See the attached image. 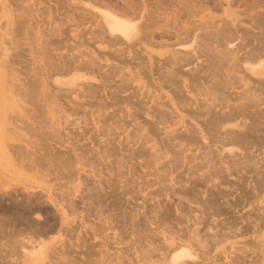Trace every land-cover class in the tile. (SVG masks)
<instances>
[{"label": "rangeland", "instance_id": "374dc122", "mask_svg": "<svg viewBox=\"0 0 264 264\" xmlns=\"http://www.w3.org/2000/svg\"><path fill=\"white\" fill-rule=\"evenodd\" d=\"M57 1H58V3H57ZM59 1L60 0H41V2L38 1V0H9V1L8 0H4V1L0 0V8L2 7L0 9V18H1L0 29L2 28L1 24H3V28H4L3 30H0V46H1L2 43H4L3 41H6L8 43L11 42L10 43L11 46L8 43H5L4 46H6L8 44L11 48L13 46L18 48L16 50V48L13 47L10 50L9 49L10 47L7 46V48L9 49L8 52L13 51L12 53H10L11 55L8 54V57H9L8 58V57H4V54H2L3 53V48H2L3 45L0 47V54L3 55L0 58L4 57L3 59H0L1 62L4 63V64H2L0 62L2 64V65H0V67L2 66L0 68V70L5 72L4 76H6V77H3V80L0 81V85H1L0 86L1 87L0 88V111H1L0 112V132H1L0 133L1 134V136H0V147H1L0 151L2 152V153L0 152V264H17L18 260H21V258H22V257H19L20 256L19 254H21L20 252H22V247H19V246L25 244L24 242L25 241L27 242V240H29V239H31L32 242H34V244L37 245L38 248H42V249H45V250L47 249L46 250L47 252L49 250H52V248L55 247V249H53L55 251V254H54L53 250H52V252H53L54 255H56V256H54V255L53 256L55 258L57 257V261L58 262L55 261V258L53 256L51 258L52 252H50L51 255L48 252L49 257L51 258V260H47V262L49 261L50 264H56V263H58V264H90L89 260H91V259L93 260L95 258L100 259L101 256H102L101 255L102 253L103 254L107 253V255L109 256L108 259L105 258L106 264L109 261V259H110L109 264L111 262H112L111 264H117V263L118 264H134V262L136 260L138 261V262L136 261L137 264H144L143 261H145V264H147V263L148 264L149 263L153 264L151 259L156 261V262L154 261L155 264H165L164 259L162 257L163 256L162 252L165 253L166 250H167V248H165V247H167V245L165 246V244H167V241L165 239L169 238V236L171 238V236L172 235L174 236V234H176V233H177L176 235H178V233L180 234L181 232L186 230L188 228L187 226H189V225L191 227V225L194 224L193 223L194 221L191 220V218H193L194 215H195V213L192 212L194 210H195V212H196V214L198 216L200 215V217H199L200 219H199V221H197V223L200 222V221H201V223H198L196 228L200 229V237L202 239H203V237H202L203 235H206V234H209L210 232L211 233L213 232L212 230H209V227L210 226L216 227V225H214V224H217V223L219 224L217 226V229H215V228L214 229L215 230H219L220 233L222 232L221 231L222 229L220 230V227L224 228L226 226H230L231 225V227H227V229L224 228V229H226V231L223 229L224 230L223 232H225V235H223L224 233H221V234L219 233L221 235V238L218 239L220 241V243H215V245H212L213 244L212 242H211L212 244L210 243V245H212V247L209 246V247H211L209 256H211V255H212L211 257L215 256L216 259L212 258V260L213 259L214 260H218V262H216L217 264H222V263L223 264H225V263L229 264V260L225 259V257H226V255H228L227 252H230V251H233V256L237 255L236 257L237 258L239 257L238 260H240L239 261L240 263L242 262L243 259L247 258L246 260H243V263H241V264H245L246 263L245 261H248L249 259H250V262L248 261L247 264H250L251 261L255 262V260H257V261L255 263L253 262L254 264H264V244H263L264 243V236L262 238L263 242L261 243L259 241L261 243V244H259L258 240H261V239L256 238L258 234L253 233L254 231H251V230H255L254 226H252L254 224L255 220H256L255 218H257V217L259 218V216H260V219H261V211H258V209H260V206H264V205H261L262 202H264V201H262V200H264V180H263L264 177H262L263 179L261 178V176L264 175V173L262 174V172H264V170H262V168L264 169V166H263L264 165L263 164L264 163L263 162L264 159L261 160L262 157L264 158V154H261V151L262 152L264 151V146H263L264 143L260 142L261 141L260 138L263 137L262 134L264 133V127H262L261 130H260V128L257 129V132L259 130L260 131L258 133L256 132V134H259V133L261 134L260 136H258V138H257V135H254L255 134L254 131H256V130L253 131L254 134L252 133L253 134V136H252V134L250 133V129L249 128L247 129V130H249V132L246 129H242V130L239 131V129L235 128L236 129L235 133L237 132L238 135H240L243 138L244 137H246L247 139L249 138V140L246 139L248 142H250L249 144H247V142L246 143L245 142H243V143L239 142V144L241 143V145H239V146H238V144L237 145L234 144L235 147L237 146L239 148V149H234L236 151L235 152L236 155L241 157V158H238L239 160H237V162L239 163V161H240V163H241L240 165H242V163L243 164L245 163V165H242V166H246L247 169L245 167L240 166V169L242 168V170H240L238 172L239 174L236 173L237 172L236 171V172H234L235 175L233 174V176H231V177H229L226 174V172L221 171V173L223 172L224 174L222 173L223 174L222 175L221 173H218V176L216 174L215 177L217 179L214 182V184L215 183H217V184H215V185L213 184L212 185L213 181H210L209 183L204 181V183H203V181L200 180L201 181L200 182L198 178H200V179H202V178L200 176L198 177L199 173H197V175L196 174L194 175L195 171H193V173L192 172H188L189 169H188L187 165H184L182 160H180L181 158H179V156L182 153L181 151H180V155H179V154H177L176 150L174 149L175 152H176L177 158L175 157L176 155L173 153L174 150L169 149L170 153L167 156V158H163L162 157V159H159V160L155 159L156 156H158L157 158H159V157H161L162 154H164L163 152L165 150V145L167 146L168 142H169V141H167L165 139V138L168 137L167 135L171 136L172 134H175V133L167 134V132L164 129L165 125H163V123L162 124H158L160 122V116L158 117L157 114H156V116H154L156 112L154 113V110H152L153 108L154 109L156 108L157 110H160V111H161V109L163 110L164 109V104L163 103H165V108L167 110L166 109H164V110H166V112L165 111L160 112V111H157L155 109L157 111V113L160 112L159 115L162 114L161 116H163V117L161 119H163V118H165V119L168 118L169 119V117H173V118L177 117L176 116L177 112H176L175 108L171 105L170 101L168 100V97H166V96H170V97L173 98V100H175L176 105L181 102V104H180L181 106L177 105V107H179V109L185 115H187L186 116V118H187L186 122L188 121V122H190L189 124L193 125L194 121H192L190 119V117H192L194 114H193V112L191 113L189 111H192L193 108H195V106H197V105L199 106L202 103V102H199V99L201 100L203 98L204 101H205V98L209 97V94L206 95L205 92L208 90V87L210 88V86L208 84L211 83V80H212L211 77L212 78L214 77L213 79H215L216 76H213V75L217 74L216 71L220 72V70H221V69L218 70L219 65H217L218 64L217 61H219V59L222 60L221 57L223 55L221 53L225 54L224 56H227L228 53H229V55H228L229 61H227V63H229L228 65H230V66L227 67L226 66L227 63L225 61L224 62H225V66L226 67H223L224 65L220 64V65H222V67L221 66L220 67L223 68L222 72L224 70V72L226 73L225 76L229 77L230 75L228 74V72L229 71L232 72V70L235 71L234 69H236V71H235V73L237 72L236 76H235V74H233L234 72L233 73L229 72L231 74V77L235 76L233 78V80L235 78L238 79V78H240V77H242L244 75L247 76V77L245 76L246 79H249L250 77H249V75L247 74L246 70L243 67L244 62H245V59L243 60V57H246L248 55L249 51L255 49V47H257V45H258V42L262 39V38H260L261 36L259 38H257L258 36H256V38H255V34H256V32H258L259 34H260V32H264L263 31L264 28L260 25L261 28H263V29H261L260 26H259L260 23L264 24V23H262V21H264L263 20L264 19V17H263L264 15L261 16V14H263V12H264V11H261V10H264L263 7H262V5H264L262 3L264 0L263 1L262 0H257V4L260 1H261L260 3L262 4V5L258 4L257 6H256V3H255L256 0H254L255 2H253L255 5L253 3L251 4L252 0H243L245 4L243 3L242 5H240V3H242L240 1H242V0H238L240 2V3L238 2L239 4L238 3L236 4L235 1H233V0H230V2H232L233 4L232 3L226 4L222 0H219V1H221V3H219L218 0H209L210 2L207 1L208 2L207 5H208V9H209L210 12L208 11V9H206L207 7L205 5H203L204 2H205L203 0V3L197 2V4L199 3V5H201V6H200L199 9H196V10L199 11L201 9V11L203 10L204 13L203 12H201V13H199V12H195L194 13L193 12L194 14L197 15L198 19L195 18L196 15H194V14H193V16L192 15L191 16H187L188 15L187 14V15H185V19H184V14L187 12L186 9H184L183 10L184 13L182 12V14H181V15H183V17L181 16V18L178 19L181 22L180 21H177V22L181 23V25L183 24L182 26H185V27L187 26V28L189 30H192L191 27L194 25L193 26L194 30L197 29L196 32L197 33L199 32L198 33L199 34V38H201L204 35L206 36V37L204 36L205 38L202 37L203 39H206V41L201 38L203 40V42L205 41V42L209 43L211 41L210 44L211 45L213 44V45L212 46L209 45V44H207V45H209V47L211 46L210 48H211L212 51H211V53L207 52L208 56L206 54L205 55L207 56V58L210 55V57H211V58L209 57L210 60H212V58H213L212 56H214L216 62H214L215 60L213 58L212 63L209 64L211 61L207 60V61H210V62H207V61H205L206 59L202 60L203 59L202 57H205V55L201 56L199 61H198V63L203 65V66L201 65L202 68H203V71L201 70L202 68L201 69H200V67L198 68L200 71H202L201 73H198L200 71L197 72V71L193 70V69L197 68V66L194 67V65H193V69H192V64L189 65V66H185L184 68L181 67V66H179V67L177 66L175 68H177L178 70H179V68H181V69L183 68L182 69L183 71L182 70H179V71L177 70V72H179V73L175 72L176 75L177 74H179V76L181 75L180 77L178 76L179 78L177 77V79H176V75H173V76H175V78L174 77H168L167 76L168 73H166V71H165V70L171 69V68H167V67H170L168 64L173 62V60H172L173 57H172V55H170L171 53H168L169 49L170 48L171 49H173V48L174 49L181 48L182 51H184L185 48L181 47V44H189L190 41L188 42V40H189L188 38L191 37L193 33L192 34H190V33L188 34V36L191 35V36H189L187 38L188 40L185 39L186 38V34L185 35L183 34V36L180 37L181 38L180 41L182 43H178L177 42L176 45L173 44V46H170V45H172L171 43H173V39H175L174 41L176 43V41H177L176 39H178L179 37H177L176 34L173 31H171V34L173 36L175 34L174 38H173V36L170 33L166 32V30L168 31V29L166 27H164L163 25H161L163 22L160 23V19L161 20H163V19L158 16V18H159V20L157 18V20L159 21V23L157 21L158 25L155 22H153L154 23L153 25L156 24L158 29L155 26L153 27L152 25H150V26L148 25L149 30L148 31L146 30V34L145 35L149 39L151 38L150 40L149 39L145 40L144 38H146V37L144 35V38H142L143 42H138L139 44L137 43L133 47L132 46L129 47L127 42H124V43H119V44H114V45L113 44L112 45L106 44L107 48L102 49L101 47L98 46V43H100L99 40H98L99 38L97 37L98 38V39H96L97 41L95 40V37L99 34V32H98V26L96 24V21H95V19H92L91 13L89 14L87 12L88 13L87 14L86 10H83L84 13H86L87 15L91 16V18L88 17V16L87 17L92 19V20H94L93 23H95V24H93V23L91 24L90 22H92V21H87V20H90V19L86 18L85 19L86 21H83L82 25L81 24L73 25V23H74V19L72 18L73 16L72 15L67 16L68 18H70V19H68V18H66L65 14H64L66 8H67V10L68 9L70 10V8H72L73 6H74L73 8H75V9L78 8V7H83V9H87V11H91L92 12V9L89 6H87V3H91L93 5H99V3L101 1L99 0V2L97 3L94 0H68V3H67L66 2L67 0H65V1L61 0V2H62L61 4L62 5L64 4L66 6V4L67 5L69 4V7L68 6L67 7L62 6L59 3ZM102 1H104V0H102ZM105 1H109V0H105ZM138 1L136 0V2H138ZM191 1L192 0H189V3ZM197 1H199V0H197ZM216 1H218V2H216ZM5 2H6V4H5ZM64 2H66V3H64ZM69 2L73 6L70 5ZM192 2L195 4L196 1L193 0ZM207 2H205V4ZM236 2H237V0H236ZM248 2H249V4L254 5V6H250V5L246 4ZM38 3L39 4L41 3V4L39 5ZM222 3H224V5ZM155 5H156L155 3H153L151 5L152 9L155 8ZM199 5L196 6V4H195L196 8ZM209 5H210V8H209ZM212 5H213V7H212ZM221 5H223V6H221ZM202 6H204L203 9H202ZM57 8H59V9H57ZM61 8H62V10H61ZM3 9L5 10L6 13L4 12ZM80 9L82 10V8H79V9H76V11L72 10L70 12H71V14H75V18H77V16L80 17V15H78L79 14L78 12L80 11ZM204 9H206V10H204ZM40 10H41L42 13L40 12ZM60 10L61 11L64 10L63 13L60 12ZM67 10H66L65 13L66 14H70V12H68ZM77 10H79V11L77 12ZM196 10H194V11H196ZM57 11H59V12H57ZM73 11H75L77 13H74ZM168 11H169V9H168ZM211 11H212V13H211ZM15 12H16V14H15ZM4 13H5V15H4ZM61 13L64 16H62ZM254 14L255 15L259 14L260 17L259 18H258V16H254L253 17ZM22 15H24V17H27V18H25V20H22V19H24V18H22L23 17ZM249 15H252V16L250 17ZM51 16L52 17L55 16V18L56 17L57 18L56 19L50 18ZM208 16H209L210 20L207 18ZM190 17L191 18L193 17L192 18V19H194L193 23L196 21L195 24H193V23L189 24V22L192 21V19ZM252 17H253V21L252 20L250 21V19H252ZM261 17H262V19H260ZM60 18H62V19H60ZM186 18H188L189 21ZM247 18H250V19H247ZM254 18L257 19L259 24L255 21ZM20 19H21V22H20ZM199 19L200 20H208V21H205V22H208V23L211 22L210 23L211 25L213 23L211 20L214 19V23L217 25L215 27H214L215 24L212 25L214 27V29L216 30V27H220V26H221L220 28L226 27L225 29L228 30V31L230 30V31L229 32L228 31L227 32L224 31V32L226 34H229L228 36L233 38L234 40H232L229 37H225V35L222 33L223 32L222 31L223 28H222V30H220V32H218L219 28L216 31L214 29L211 30L213 27L209 26L208 28H206L205 26L208 23L207 24L203 23L204 24V26H203V24H202L203 21L201 22V21H199ZM239 19H241V20L244 19V20L241 22V20H239ZM258 19L261 20V22ZM17 20L21 24L17 23L18 22ZM53 20H55V21L52 24ZM67 20H68V23H67ZM182 20H184V22H182ZM215 20H218V22L215 21ZM24 21L27 22V23H25ZM71 21H73L72 25H70ZM222 21H224V22H222ZM22 22H24V23H22ZM49 22H51V24H49ZM84 22L86 23L85 25H83ZM149 22H150L149 24H151V21H149ZM198 22H199V24H198ZM228 22H230V23H228ZM238 22L240 24V27H239V24H237ZM253 22L258 24V27ZM59 23H61L60 25L63 26V28L65 30H63L62 28L61 29L58 28L60 26ZM75 23H76V21H75ZM196 23H197L198 26L196 25ZM222 23H225V25H227L228 27L225 26ZM250 23H252L254 25H252ZM25 25H28V26H25ZM235 25H237L238 28H237V26L235 27ZM51 26L54 29V31L51 28ZM182 26H180V27L178 26V27L181 28ZM196 26L198 28H196ZM202 26H203V28L205 27L206 30H210V33H212L211 31H213L215 33L217 32L216 34H218V33H220L221 35L223 34L222 36L225 37V38L222 39L221 38L222 36L220 37L219 35L217 36V35H214L213 33H212V36L209 35V37H213V35H214L215 40L212 39V38H208L207 36L210 33H208L206 31L207 32V34H206V32H204L205 29L203 30ZM243 26H245L244 29L242 28ZM252 26H253V28H251ZM254 26L256 28H254ZM13 27H14V29H12ZM55 27H57V29H58L57 31H55L56 30ZM152 27L154 28V30L155 29H157V30L154 31L152 29ZM200 27H201V29L203 31L200 29ZM50 28L52 30H50ZM81 28L82 29L84 28L85 31H86V29H89L88 31L89 32L93 31V34H96L98 32L97 35H95V37L92 34V36L94 38L93 41L94 42L96 41L95 44H91V43H94V42L92 41V37H90L91 34H89L88 31H87V34L85 33L87 36L83 35L82 34L83 32L80 33ZM161 28H163V29H161ZM227 28H229V29H227ZM250 28H251V30L249 31L248 29H250ZM257 29L258 30L261 29V31L259 32ZM5 30H6V32L8 30L7 34L10 32L9 33L10 35L8 34L9 36L6 34ZM13 30H15V31L11 32ZM41 30H42V32H40ZM231 30L233 32H231ZM253 30H254L255 34L253 33ZM52 31L56 32L57 34L54 33V36H53ZM61 31H64L65 37L61 38L62 34L64 36V33L63 32L61 33ZM95 31H97V32L95 33ZM241 31L242 32L243 31L247 32V33L243 32L244 35H246V34L248 35V36H246V40L241 37V36H244V35H242ZM248 31H249V33L250 32L251 33L248 34ZM16 32H17V34H14ZM147 32H150V33H147ZM202 32H204L205 34L202 33ZM78 33L82 34L81 35L82 37ZM151 33H152V35H151ZM159 33H161L164 36H162ZM201 33L204 34V35L200 36ZM55 34L58 35V36H56ZM13 35H14V37H13ZM74 35H76V37ZM252 35L254 37H251ZM260 35H262V34H260ZM38 36H40V40H38L39 39ZM171 36H172L173 39L171 38ZM184 36H185V38H184ZM232 36H234V37H232ZM235 36H237V38ZM78 37H80V38H78ZM84 37H86V38L84 39ZM88 37H89V39H88ZM165 37H166V39H167V37H169L168 41L166 39H164ZM217 37H220V38L216 39ZM240 37H241V39H240ZM262 37L264 38L263 35H262ZM170 38H171V40H170ZM182 38L184 40H186V42L185 41L183 42ZM15 39H18L19 41L15 40ZM78 39H79V43L77 42ZM86 39L88 40V43H87ZM208 39H210L209 42L207 41ZM74 40L79 45L76 44ZM151 40H153V41H151ZM16 41H18L17 42L18 45H15ZM163 41H164V43H163ZM38 42L40 44L41 43L42 44L40 45ZM89 42H90V44H89ZM167 42H169L168 46L166 44ZM216 42H217V44H216ZM238 42H241V43H238ZM248 42H249V44H248ZM235 43H236V45H235ZM253 43H255L257 45L253 46ZM87 44L91 45L90 48H89V45L87 46ZM215 44L217 46H215ZM237 44H239L238 48H240L241 44H242V46L244 44L245 45L248 44V46L246 45L247 47L246 46L242 47L244 49L241 48V50L239 51L238 48H236ZM250 44H252V45H250ZM74 45H76V47H78V48H75ZM126 46H127V50L125 48H123V47H126ZM72 47H74V48H72ZM115 47H116L117 50L123 48V50L125 49L126 51L124 50L122 52L121 50H119V52H121V54H118V51H115L116 50ZM128 47L132 51L134 49H137V50H135L134 52H132V51L129 52ZM214 47H215V50L213 49ZM230 47H231V50L234 51V53H233V51L231 52ZM79 49H80V51H79ZM93 49H94V51H93ZM146 49L153 50L154 51L153 55L156 58L153 57L152 60H150L148 54L146 53ZM226 49L227 50L229 49L230 51L228 50L229 52L227 53ZM247 49H249V51ZM257 49L258 48H256V50ZM89 50H90L91 54L87 52ZM109 50H111L112 52L110 53ZM245 50H246V52H245ZM105 51H106L107 54L105 53ZM165 51H168L164 55V56H166L165 57L166 59L163 58V57H160V56H158L156 54L157 52H165ZM179 51L181 52V50H179ZM220 51H221V53H220ZM99 52H100V54L103 52V55H100ZM242 52L243 53L245 52V56H239L238 58H235V56H236L235 53H237V56H238V55H242L243 54ZM14 53L16 54L15 57H14V55H15ZM65 53L66 54H70V55L69 56L67 55V58H66V56H63V55H66ZM108 53H110V54H108ZM122 53L126 54V55L124 54L125 57L122 55ZM135 53H136V57L134 56ZM219 53L222 55L221 57L219 56ZM230 53L232 54L231 56H230ZM12 54H13V58H12ZM84 54H86V55H84ZM97 54H98L99 57H97ZM111 54H114V56H112ZM116 54L120 55V57L116 56ZM137 54L144 55L145 59L144 58L142 59L141 56L139 55L141 59L138 58L139 60H137ZM215 54H216V57H215ZM56 55L58 57L60 56L59 58L62 57L61 58L62 60H64V58H65V60L67 59V61H71L70 60L71 56H75V57L79 56L80 60H81V58H82V60L86 59L85 61L81 60L83 64H87V66L89 67V61H90V64L94 63V65H90V69L91 70L89 68H84L81 71L73 70L70 73L66 72L65 74L64 73L62 74L61 73L62 72V70H61L62 67L63 66L64 67H66V66L68 67L69 65H68V63L66 61L63 62L58 57H55ZM121 55H122V57H121ZM38 56H39L40 59L38 58ZM42 56H46V57H43L42 60H41ZM90 56H93V59H91L92 57H90ZM133 56H134L133 59L137 60V61L136 60H134V61H136L138 63H136V62L134 63V61L131 62V63H127L128 60L129 61L133 60V59H131ZM34 57L38 58V60L41 61L40 62L41 65H40L39 61H38V63H36L37 61H36V59H33ZM48 57L52 58L54 63L59 59L60 62H62L64 64L66 62V65L63 64V66H62V63H60V68H57L58 69V72H57L56 68L54 69L52 67V66H54L53 65L54 63L52 62V59L50 60V58H48ZM54 57H55V59H57V58L58 59L54 60ZM89 57H90V59H89ZM168 57H171V59H169ZM5 58L6 59L7 58L8 59L12 58L11 59V64H13V65L12 66L8 65V70L6 68H5L6 69L5 70L4 66H3V65L6 64L5 63L6 61L4 60ZM47 58H48V60H50L49 61L50 63L48 61H47V63H45V60ZM125 58H126V60H124ZM8 59H7V61L10 64V61ZM155 59H156V62H158V63L155 62L156 64L153 63ZM235 59L239 60L238 61L239 63L237 62L238 63L237 68L236 67H234V68L231 67L233 65L236 66L235 64H237V63H234V62L232 63L231 62V61H236ZM14 60H15V62H14ZM87 60H89V61H87ZM92 60H94V62ZM119 60H121V62ZM141 60L146 61L148 63V65H145L146 63L142 62ZM34 61H35V64H33ZM58 61L55 63V66L57 64H59ZM201 61L202 62L204 61L205 64H204V62L202 63ZM102 62L105 63V66L103 65ZM44 63L46 65L48 63L52 64V65L48 64L49 66H51V69H52V70H49V71H53V70H55V71L53 73L51 72V74H50V72L45 69V68H48V65L46 67ZM143 63H144L145 66L143 65ZM220 63H222V61ZM36 64L37 65L39 64L40 66H42V68L39 66L41 68L40 69ZM97 64L98 65L100 64L101 67L98 66ZM111 64H113V67H112ZM141 64H142V67H144L145 69L141 68L142 69L141 70L139 68V67H141L140 66ZM153 64H155V65H153ZM162 64L166 67L165 70L161 67ZM206 64H208V66L211 65L210 66L211 68L209 67L208 71L206 70L208 68V66ZM102 65H103V67H102ZM114 65L116 67L119 65V68H115V70L112 69V68L115 67ZM157 65H160V66H157ZM204 65H205V67L207 66V68H204ZM213 65H215V66H213ZM216 65L218 67H216ZM32 66L33 67L35 66L34 67V69H35L34 71H36V68L38 67L39 68V69L37 68L38 72L41 71V73H42L43 71H45V72H47L49 74L45 73V75H46V77L44 76L45 79H44V77H42V75H44V72L42 73V75H40L41 73L38 74V72H35L34 74L36 75V73H37V75L33 76L32 74H33L34 71L32 69ZM91 66H93V67H91ZM153 66H155V67H153ZM11 67H13L15 70L13 68H11ZM57 67H59V65ZM64 67H63V70L67 69V68H64ZM158 67H161L162 69L159 70L160 68L158 69ZM229 67H231L232 70H229L228 69ZM10 68L12 69L13 72H15L14 74L12 72L13 75L10 74L11 73ZM224 68H226V69H224ZM43 69H45V70H43ZM93 69H95V70H93ZM116 69H119L121 71L116 70ZM184 69H186V71L188 70V72H190L189 70L191 69V71L194 72L195 77L197 76L196 77L197 79L194 77V75L191 74V72H190V74L188 72L186 73ZM59 70H61V71H59ZM227 70H229V71H227ZM237 70L243 71L242 72L243 74H240L241 72H239ZM7 71H9L10 73L8 74ZM95 71H97V72H95ZM103 71H104V74L105 73L107 74V76L110 75L109 78L106 77L105 75H102ZM113 71L117 72V73H114ZM118 71H119V73H118ZM122 71H124V72H122ZM158 71H161V72L163 71V74L158 72ZM214 71H215V74L214 73L212 74V72H214ZM108 72L109 73L113 72L114 75H113V73L109 74ZM183 72L186 73V74H182ZM222 72H220L221 74L218 73L220 76H217L218 77L217 80H220V78H221L220 81L225 83L227 81L228 77L223 78L222 74L224 72L223 73ZM7 74L9 76L12 75L13 77L11 76L10 78H7ZM75 74H85L89 78L90 77H96L97 80L96 79L93 80V81L91 80V81H89V84L86 83L81 88L75 87V88H72L71 90H67V88H69L67 84L64 85V86H61V88H59V86H57L55 84L54 80L56 78H62V79L68 78L69 79V78L72 77V75H75ZM239 74L242 75V76H240ZM39 75L42 77L41 79H43V80H40L38 78V79H36L37 81L34 82L35 80L32 79V78L33 77H37V76L39 77ZM50 75H52V76H50ZM159 75L161 76V78H163V76H164L166 82L165 81L163 82L162 80H160L161 78L157 79V77H160ZM125 76L127 78L135 76L136 81L132 82L130 80H124ZM19 77H20V79H19ZM5 78H7V80L8 79L11 80V82H9L10 84H8V81L4 80ZM13 78H16L19 82L14 80ZM47 78H48V81L50 80V82H48V86L49 87H46L45 85H43V88L45 86L46 89L48 90L47 91L46 89H43L44 91L46 90V93H47V97L46 96H44V97L47 100H48L49 97H51L50 99H53L52 96H54V98H55V95H52V94H56L55 100H56V103H58V102L60 103L61 110L59 108V105H57L55 103L54 99H53L54 102L52 101V103H55L56 104L55 106H54V104L51 105L50 101H48V103L50 102V105L52 106V108L54 106V107H56V109L53 108V110H50L52 108H50L49 104L46 105V102H44L45 99H43L44 97L41 96L42 95L41 93H43L45 95H46V93L43 90H41L42 85H41L40 81H42L44 84H47L46 83L47 82V80H46ZM175 79H176V82L175 81L171 82V80H175ZM224 79H226V80H224ZM20 80H22L24 82H25V80L29 81V83L27 84V82H26V84L30 88L29 90H31V88H32L31 93H30V91L28 90L27 87L24 88L25 87L24 86L25 83L24 84H23V82L21 83ZM230 80H232V79H230ZM32 81L35 84L34 86H33ZM159 81H162V82H159ZM237 81L242 83L240 81V79H238ZM12 82H14V83H12ZM137 82H140L139 85H137ZM15 83H17V84L21 83L20 87L23 88L22 89L23 92H21L22 90H17V92H21L23 95H25L24 93H25V90H26L27 100H29L32 95L33 96L35 94H39L40 95L38 98H36L38 95H35L34 98H31V103H30V101L27 102V100L25 99L26 98L25 96H22V97H25L23 99L26 101V102L24 101L23 105L26 104V107H30L31 106L32 108H34L33 112H31L32 111L31 107L27 109V108L24 107L25 106L24 105L23 107L25 109H23L21 107L23 110L19 113L17 111L19 108H14V106L11 105V103L7 99V97L9 96L8 90H9V88L11 90L15 89V88H12V85H14V87H15V85H17ZM30 83L32 84L31 87H30ZM38 83H39V85H37ZM49 83L52 86L49 85ZM126 83L129 86L128 88L126 87L127 86ZM130 83H131V85H129ZM173 83H175V85L177 84V86H179L178 87L179 89ZM185 83L187 84V88H186V84ZM121 84L125 85V90H124V87H123L124 85L122 86ZM140 84L141 85L143 84V86L141 87ZM235 84L239 85V83H236V82H235ZM243 84H244V82H243ZM87 85H88V87L90 85L89 88H91V89H87L86 88ZM94 85L96 86V89L94 88ZM145 85H147L146 87L148 89H144ZM241 85H239L241 88H239V86H236V90L233 91V92L235 93L236 91L239 92L240 90H242L243 85L242 86ZM252 85L256 86L255 84H252ZM5 86H7L8 88L5 87ZM91 86L93 87V90H92ZM120 86L123 87V88H120ZM171 86H173V88ZM188 86H189L190 89L188 88ZM53 87H55L56 89L53 88ZM161 87H163V89ZM220 87H219V89H222L221 85H220ZM17 88H18V86H17ZM84 88L87 89V90H90V91H86V90H84ZM137 88H139L138 91H137ZM180 88H181L182 91L184 90V92H185V93L182 92V94L181 93L179 94L181 97L179 95H177L179 93L177 90H180ZM203 88H204L205 92L201 91V89H203ZM227 88H228V90L226 89V87H224V90L228 91L229 94L228 93L227 94H228V96L230 98L227 96V94H226V96H227V98L232 99L231 98L232 97L231 94L233 93L232 92L233 88L232 87H227ZM238 88H239V90H238ZM253 88H255V87H253ZM52 89L54 90V93H50V92H53ZM58 90H62L63 95H64V93L68 94V92L71 91L70 92L71 96H70V93H69L68 96L64 95V96H67V97L61 96L62 93H60V91H58ZM81 90L83 91V93H82ZM224 90H223V92L225 93ZM2 91H3V93H2ZM56 91H57V93H56ZM78 91L80 93H82V94L80 95ZM91 91H92L93 94H90ZM198 91L200 93H198ZM221 91L222 90L217 91V94L219 95V98L226 97V96H224L225 94L223 92H222V97H221ZM258 91H260V90H257V92ZM27 92L30 95L32 93H34V92L35 93L30 96V95H27ZM87 92H88V94H87ZM176 92H178V93L176 94ZM58 93H59L60 96L58 95ZM84 93L87 94V96L85 95L86 99L84 97ZM142 93H145L146 97H145V94L142 95ZM162 93H163V95H162ZM197 93L200 95L199 99H198V94ZM2 94H4V95H2ZM149 94L150 95L152 94V95L150 96ZM160 94L164 98H161ZM196 94H197V96H196ZM6 95H7V97H6ZM57 95H58V97H57ZM204 95H206V96L204 97ZM28 96H30L29 99H28ZM71 97L73 99V102L74 101L75 102L78 101V103L76 104L74 102V104H72V100L70 99ZM174 97H175V99H174ZM154 99H156L158 102L160 100L162 104L157 102L158 106L156 107L157 104H155L156 100H154ZM191 99L194 100L193 108H192V104H191L192 103ZM196 99H197V102H196ZM32 100H34V101H32ZM35 100H38V101H35ZM165 100L168 103H166ZM187 100L188 101L190 100L189 104H191V107H190V105L188 103H186ZM233 100H232V103H233ZM40 102L42 104L44 103L43 106L40 104ZM29 103H30V105H29ZM37 103H39V104H37ZM80 103L81 104L83 103V104L81 106H79L78 104H80ZM182 103H184L186 105L188 104L187 106H189L192 109L190 110L189 107H186V105H183ZM234 103H237V101L235 102V100H234ZM31 104L32 105L34 104V105L32 106ZM75 104H76V107H75ZM167 104H169L171 106H169ZM202 104H201V107L203 106ZM35 105H36V108H37L38 105L41 106V107L38 106L39 108L36 109ZM44 105H46V106L44 107ZM72 105H74V106H72ZM145 105H147V106H145ZM154 105H155V107H152ZM8 106L11 108V111L8 108ZM48 106H49V109H48ZM78 106L79 107H83V108H78ZM183 106H184V108H187V109L189 108L188 109L189 111L188 110L187 111L182 110ZM13 108L17 109V110H13ZM57 109L60 110L61 112L59 111V113H57L58 112ZM150 110H152V111L149 114ZM170 110L173 111V112L175 111L176 113H173L175 115H172ZM253 110H255V112H256V109H253ZM253 110H251L252 112L251 111L250 112L253 113ZM15 111L18 112V113H16ZM54 111H55V113H53ZM7 112L10 115L8 119H10V117L12 119L7 120V117H8L7 116L8 115ZM23 112H25V113H23ZM167 112L171 116L167 117V115H166V114H168ZM202 112H203V114L205 113L204 114L205 116H203L202 113H201L202 115L199 113L200 117L199 116L196 117V118L194 116L193 117H194V120L199 125L201 124L202 127H204L202 125V123L203 124L205 123V125H207V127L206 126L205 127L208 130V128H211L212 125L208 124L210 121H208L207 119H210V117H212V116H210L209 114H207L204 111H202ZM19 114H21V115H19ZM24 114H26V116H24ZM62 114H64V116ZM151 114L152 115L154 114V115L152 116ZM190 114H191V116H190ZM67 115H69L70 117L67 116ZM101 115H103V117H101ZM206 115L209 116V117L207 116L208 117L207 119L205 118ZM249 115L247 116V122L249 123V125H251V122L253 123L252 119L255 120V117H253V115L251 116V114H249ZM61 116H63V117H61ZM65 117H68L71 120L68 119L69 120L68 121L66 119L67 121L64 122ZM219 117L220 118H218V119H219V121H221L222 120L221 119L222 116H219ZM249 117H251L252 119H250ZM84 118L87 119V121L83 120ZM156 118H157V121H156ZM73 119H75L76 121H74ZM153 119L156 122H154ZM168 119H166V120H168ZM170 119L168 120V122L170 121ZM199 119L201 120V123H199L200 122ZM211 119H212L211 120V122H212L213 121V117ZM239 119H242V118L240 117ZM239 119H237L236 121L235 120H229V122L227 124L231 125V124H235L237 122H240ZM11 120H15V121H11ZM7 121H9V122H7ZM70 121L73 122L74 124L72 123V125H71ZM85 121H86V123L88 122L87 123L88 125L85 123ZM97 121L98 122L101 121V122L98 123ZM203 121H205V122H203ZM207 121H208V123H207ZM12 122H14V124ZM79 122H81L82 124L79 123ZM188 122H187V125H189ZM15 123L20 124V125L17 124L18 127L19 126H23L21 124H24V126H23L24 128H22L23 129L22 133L23 134H27V137H30L31 140L33 139V142H36V143H33V145H36L35 146L36 149H35L34 146L29 144L30 146H32V150H30L31 148L28 145L29 141H27V144H26L25 142H15L14 143L11 140H8L9 144L11 142V143H13V145L17 144L16 146H18V144L22 143V145L24 144L26 148H28V146H29L28 149L30 151H32V152H30V154L28 153V155L25 156L26 157L25 159H23L24 155H22V154H26L27 153L26 151H28V149H26L25 147L22 148L23 146L20 144L22 147L18 146L17 147L18 151H16V149H15L16 146H14L15 147L14 148V147H12V144H11L10 147L14 148V150L16 152L21 154L20 156H22V157H20L19 155L16 154V152L12 148H9V146L7 147V145H8L7 139L4 140V137L9 139V136L12 134V132H10L11 133L10 135L8 134L9 133L8 131L10 129L8 130L7 128H9V126L11 125L12 128L11 127L10 128L13 129L12 125L15 126ZM84 123H85V125H84ZM154 123H157L159 129L161 128L160 132H159L157 126L155 127ZM59 124H60V126H59ZM75 125L77 127H81V128L83 127V128L82 129L80 128V130H77L78 128H75L76 127ZM97 125H98V127L101 125L102 128L100 126V128L98 130ZM161 125H163V127ZM179 126L180 125H176L174 128H178ZM19 128H21V127H19ZM54 128H56L57 131L59 130L58 132H60V134L57 131H55L56 129H54ZM110 128H111L112 131L110 130ZM5 129H7V130H5ZM52 129L54 130L53 131L54 133L56 132V134H53ZM102 129H103V131H102ZM105 129H107V130H105ZM162 129H164V130L162 131ZM180 129H182L184 131V128H180ZM262 129H263V131H262ZM100 130H101V132H100ZM109 130H110V133H109ZM182 130H178V131H176V133H181V132H183ZM203 130L205 131L204 132L205 134L209 135V130L207 132H206L205 128ZM243 130H245V131H243ZM10 131H12V130H10ZM246 131L248 133H250L251 137L249 136V134ZM4 132H8V133H6V135H4ZM104 132H105V134H104ZM107 132H108V134H107ZM129 132H130V138L127 137L129 135L127 133H129ZM251 132H252V129H251ZM187 133L188 132H186V133L183 132L182 133V136L188 137L187 139L183 138V137H179V138H182V140L186 139V140H183V144L184 145L188 144V145H185V147L190 149L189 151H187L185 153H182V155L183 156L184 155H188L187 157H190L191 153L195 154V153L199 152L198 155L201 154V153L203 154V150H201V149H203V147H205L207 144L203 143V141L199 137H196V135H193V136L196 137V140L192 139L193 138L192 135H190V134L186 135ZM246 133L248 134V136H247ZM7 134L9 136H7ZM126 134H127V136H126ZM107 135H109L110 137H108ZM2 136H3V138H2ZM125 136L128 139H126ZM61 137H63V140L65 141L66 145L69 142V139L67 140V137L70 138V140L72 141V146L69 145V144H71V141L68 144L69 146L68 145L67 146L68 147H73V149H75L74 146H76L77 149L75 151L73 150L74 152H76V155L74 154L73 151H71L72 148L69 151V149L67 147V150L69 151V154H68V151L66 152V149H65L66 145L64 146L63 145L64 143L56 142L57 140L59 142H63V140H61L62 139ZM136 137H138V140H136L137 139ZM189 137L191 139H189ZM209 137H210V135H209ZM148 138H149V141H148ZM197 138L200 139L199 141H201V143L198 141ZM142 139L145 141V144H144L145 147L147 145H148L147 148H149L150 145H152V147L149 148L150 149L149 151L146 150L147 152L144 150L145 148H142V150L140 149L141 152H143V153H141L140 150H138L139 152H136L137 149L140 148V147L138 148V146H139L138 142L141 141L140 142V146L143 145V143H144V141ZM164 139L166 140V142L164 141L165 143L163 142ZM254 139H255V141H254ZM2 140H4V142L7 141L6 142L7 145ZM130 140H132V141H130ZM246 140H244V141H246ZM258 140H260V141H258ZM196 141L199 142L198 145H197ZM135 142H137V143L134 145ZM251 142L254 143L255 145L257 143L258 146L255 147L257 152L255 151L254 147L251 146V144H252ZM38 143H40V144H38ZM54 143H55L56 146H54ZM37 144L40 146V148H39V146ZM194 144L197 145V149L195 148L196 146ZM201 144H203V145H201ZM41 146H43V147H41ZM57 146H59V148H57ZM200 146H202V147H200ZM260 146H261V148L263 150L261 148H259ZM193 147L195 148V150L193 149L194 151H192ZM241 147H243L244 150ZM248 147H249L250 150L253 149L255 151V153H253L250 150H249L250 151L249 152L247 150ZM7 148L8 149H12L9 152L13 151L11 153L14 154V155H17V158H19V159H17V158L15 159L14 155L9 153ZM19 148L20 149L22 148L21 149L22 153L20 152ZM152 148H153V153L151 151ZM166 148H168V147H166ZM199 148H201V149H199ZM209 148L210 147H207V146L205 147L204 154L206 153L205 151H207V152L209 151V155L208 156L211 157V158H209L207 156V154H206L205 155L206 156L205 159L207 160V157H208V159H212V157H213V159L216 158L219 161V158H217V156H216V155H218V153L217 152H212V150H211V148H213V146L210 149ZM23 149L26 150V151L24 150L25 153H23ZM160 149H162V150H160ZM214 149L215 148H213V151H214ZM259 149H260V151H259ZM2 150H4V151H2ZM155 150H157V151H155ZM200 150H201V152H200ZM210 150H211L212 153L210 152ZM244 151H247V154H245ZM258 151H259V155L256 156V154H258ZM4 152H5V155H7V153H8L7 157L4 155ZM55 152H57V153L55 154ZM60 152H62L63 155L62 154L61 155L63 157L58 155V153L60 154ZM70 152H71V156H70ZM238 152H241V154L238 153ZM31 153H34V154L32 155ZM103 153L104 154L106 153L105 156L109 155L110 157L108 156L109 158H107V157L105 158ZM107 153H108V155H107ZM171 153L174 154V157H173V155H171ZM189 153H190V155H189ZM243 153H244V156H242ZM35 154H37V155H35ZM133 154L136 155V156H134ZM142 154H143V156H142ZM224 154L226 155L227 153H224ZM254 154H255L256 157L254 156ZM9 155H12V157L14 158L15 161L13 159H11L12 157L9 156ZM130 155H131V157H130ZM132 155H133V157H132ZM153 155H155V156H153ZM248 155L254 156L256 158V160H255L254 157H251V156L248 157ZM103 156H104V158H103ZM137 156H139V157H137ZM170 156H172L173 158H171ZM199 156H201V155H199ZM260 156H261V159H260ZM27 157H31L29 163H28L29 160L26 161ZM84 157H85V159H84ZM89 157H90L91 160L89 159ZM168 157H170V159ZM228 157L227 158L225 157V159L229 160V161H226L224 159V161L226 162L227 165L230 164L228 162H230V158H231V157H229V158ZM258 157H259V159H258ZM32 158L35 160V162H34V160H32ZM198 158H199L198 162H200L202 159L200 157H198ZM247 158L248 159L250 158V159L248 160ZM251 158H253L254 161H257V160L258 161L257 162H251V160H252ZM76 159H78L79 162ZM172 159H174V161ZM178 159L180 160V163H179ZM189 159L190 158H185V159L183 158V161L184 162H188ZM213 159H212V161L216 160V159H214V160ZM241 159H243V162H241L242 161ZM244 159H246L245 160L246 162L244 161ZM20 160L22 161L23 164H24V162H25V164L27 163V166L23 167V165H20L21 163L20 164L16 163L18 161L20 162ZM155 160L157 162L154 163ZM162 160H164V161L166 160L168 166H166V162H164ZM170 160H172L173 163H171L172 161H170ZM185 160H187V161H185ZM231 160H232L231 161V165H233L236 160L234 161V158H231ZM7 161L9 162L10 165L12 164L13 167L9 166ZM31 161H32V163L34 162L32 166H30ZM80 161H81V163H80ZM218 161L216 160V162H218ZM174 162L176 164H174ZM177 162H178L179 165L183 163L182 165H180L181 167L177 164ZM202 162H203V160H202ZM237 162H236V164H237ZM36 163H37V165H34ZM85 163H86V165H84ZM87 163L89 165L92 164V167L95 170L93 168H91L90 166H88ZM148 163H150L149 164L150 166L148 165ZM161 163H162V165L165 164L164 167H166L165 168L166 170H167V167L168 168L171 167V168L175 169L174 170V169L170 168L169 170H167V171H170L168 174H166L167 173L166 170H165V172H162V173L165 174V175L163 174L164 177H166V175H169V177L168 176L166 177V179H167L166 180L163 177V175L161 174V176L164 178L163 179L162 177H160V178H162V182H164L166 180L164 183H162L161 180L159 178H157V177L160 176V174L157 175V173L154 172V171H157V168L159 169V167L161 166ZM254 163H255L256 166L253 165ZM17 164H18V167L20 166L18 169H17V166H16ZM173 164H174V166L178 165L179 167L175 166L176 167L175 168L174 166H171ZM226 164H225V166H226ZM251 164H252V166H251ZM259 164H260V166H259ZM147 165H148V167H147ZM152 165H153V167H151ZM191 165H193V163H191ZM220 165L221 164H219L218 166H220ZM231 165H230V167H232ZM81 167L84 169V171H81V169H82ZM164 167H161V168L164 169ZM259 167H261V169ZM12 168H14V169H12ZM15 168L17 169V172H16ZM232 168H235V166H233ZM85 169H86V171L88 170V172H85ZM176 169H177V171H176ZM75 170L77 172L80 171V172H78L79 173V178H78V176H76V175H78V173L74 172ZM98 170L99 171L101 170V171L99 172ZM160 170L161 169L158 170L159 173H160ZM238 170H239V168H238ZM256 170H260V171H257L259 173L255 172ZM20 171H21V173H20ZM162 171H164V170H162ZM15 172L17 174H15ZM149 172L150 173L154 172V173L152 175ZM47 174H49V175H47ZM188 174H193V175L189 176ZM219 174H220V176H219ZM258 174L260 176H258ZM237 175H238V178H240V179H238V181L236 179ZM154 176H157V177L155 178ZM175 177H176V184H175V180H174ZM259 177H260V179H259ZM172 178H173V181L171 180ZM193 178L196 179V180H194ZM79 179L80 180L82 179V180L79 181ZM158 179H159V182H158ZM224 179H225V181L227 179L230 182L229 181L225 182ZM98 180H102V182H103L102 185L100 184L101 181L99 182ZM177 180H178V183H177ZM180 180H181V182H180ZM258 180H260L261 182H259ZM262 180H263V182H262ZM77 181L80 182V184L83 182L80 185L81 188H85L86 186L88 188L83 189L86 192V193L82 192L84 195L76 193L75 195L78 194L77 195L78 198H76V199L73 198L74 196L72 195L73 197L72 196L71 197L74 200L72 199V201H70L68 194H69L70 191H71L70 192V194H71L75 190V189H73V191H72L71 190L72 188L70 186L72 184L74 186L76 184H78V183H76ZM155 181H157V183H155ZM222 182H224V183H222ZM218 183H219V185H218ZM257 183L258 184L259 183L262 184V185L261 184L259 185L261 188L258 186ZM24 184H27V185H24ZM52 184H54V186ZM169 184H170L171 188H173L172 191H170L171 188H169L170 187V186H168ZM171 184L175 185V187L174 186L172 187ZM38 185L40 186L39 188H37ZM67 185H69V187H66ZM164 185H165V187H164ZM32 186L34 187V189L37 192L35 190H34L35 192L33 191V187ZM49 186L51 187V190L53 189L52 192L50 191V187ZM59 186H61L60 189L58 188ZM62 186H64V187H62ZM124 186H127V188L124 187ZM254 186H255V189L253 188ZM218 188H219V190H218ZM25 189L27 190L26 192H25ZM40 189H42V190H40ZM69 189H70V191H69ZM168 189H169V191H168ZM29 190H31V192ZM43 190L46 191V192L44 193ZM66 190H68V193H66ZM158 190H160V191H158ZM166 190H167L166 193L170 192L171 194L169 193L168 196L165 195L166 194L165 193ZM28 191L30 192L29 194H28ZM221 191H223L225 194L227 193L226 195H228V196H226L225 194H224L225 196H223V194H222V196H223L222 197L221 196ZM38 192H39V194H38ZM257 192H258L259 195L257 194ZM26 193L28 195L27 198H26V196H27ZM32 193H34V194L36 193L37 197H36V195L35 196L31 195ZM42 193L44 194V196L42 195ZM53 193L55 194V196L56 195L57 196L55 197L53 195ZM61 193L62 194H64V193L67 194V196L63 197L64 200H63V198L61 199V197H62V195H60ZM148 193L150 195H148ZM163 193H165V194H163ZM216 193H217V195H216ZM248 193H250L251 195L253 194L254 197H252V196L250 197V194H249L248 196L250 197V199H249V197H248V199H246L247 198L246 194H248ZM45 194H47V195L50 194L51 198H54L56 200V202L61 205V207H64L63 209H65L66 216L63 219V221H62V218H61V212L57 210V208L51 203V200ZM40 195L43 198H41ZM145 195H147V196H145ZM255 195H258V196H255ZM29 196L35 197L36 199L32 198V197H29ZM23 197H25V199ZM71 197H70V199H71ZM152 197H153V199H152ZM29 198H31V200ZM38 198H40V200H41L40 204H39V199ZM34 199L36 201H38V202L36 203V201H34ZM47 199H48V203L49 204L47 202L45 203V201H47ZM65 199H66V201L67 200L70 201L69 202V204L71 203L70 205L77 206L76 208L73 206V209L75 208L76 211L72 209L73 212H71L72 211L71 207L69 209V206H66V205H69V204H68V202L65 201ZM235 199H237L236 201H238L237 204H236ZM23 200L24 201L25 200L28 201V202L25 201L24 202L25 204H30L32 201H33L32 202L33 204L31 203L30 206L27 207L28 205H25L23 203H22L23 205L21 204V202H23ZM61 200H62V202L65 205H63L61 203ZM75 201H76V203H74ZM34 202H35V205L37 204L36 207H34L35 206ZM42 202H43V205H44V203H45V205L43 207L39 208L38 206H42V204H41ZM155 202H156L155 205H156L157 208L154 205ZM50 203H51V205H50ZM72 203H74V204H72ZM178 203H180V205L181 204L183 205V206H181L182 208H184V207L185 208L182 209L181 207H179L180 205L178 206ZM158 204H160L161 207ZM47 205L48 206L50 205V206L48 207ZM153 205H154V207H153ZM23 206L26 207L27 209L28 208L29 209L32 208V210H30V211L24 210L23 211V209H26ZM176 206L178 208H176ZM47 207H48V209H47ZM154 208H156L155 212H154ZM158 208H159V210H158ZM180 208H181V211L184 210L183 212H187V214H186L187 216L185 215V213H183L181 211H180L181 213L179 212ZM211 208L213 209V211H211L212 210ZM87 209H88L89 212L87 211V214H86V210ZM252 209H253V211H252ZM19 210H21L22 212H20ZM67 210H68V212H67ZM69 210H70V212H69ZM156 210L158 212H156ZM190 210H191L192 213L190 212ZM208 210H210L212 213L214 212L213 215L216 213L215 216H213L211 214L212 216L209 218L210 215H207V214H209L211 212H209ZM74 211H75V213H74ZM145 211H146V213H144ZM25 212L28 213V214H26ZM23 213H25V214L22 216ZM69 213H70V215H69ZM71 213H73V214H71ZM98 213H100L101 215L103 214L102 215L103 218L104 217L108 218L107 219V223L102 221L104 219H101L102 217ZM156 213L158 214V216L160 218L159 220H158V216H151L152 214L156 215ZM144 214H145V216H144ZM170 214H171V216H170ZM181 214H184L185 216L183 215L182 216L183 218H182L180 216ZM147 215L149 217H151V218L153 217V219H155V217H157L155 220L158 222V225H159V222L161 223V220H163V221H165V223H167V226L164 227L165 228L164 229L163 226L161 225V224H165L163 222L160 224L161 226H157L156 224L152 225L151 223H149V220H151V219H149V217ZM166 215H168V216H166ZM97 216H98V218H96ZM146 216H147V218H146ZM178 216L181 217L182 219L179 218ZM188 216H189L190 219H188ZM216 216H217V218H216ZM201 217H202L203 220L201 219ZM28 218L31 219L29 221V224L31 222H32V224L34 223L32 228H31L32 224H30L31 226H27L29 224H27L28 221L25 220V219H28ZM82 218L84 219V221H82ZM211 218H214V219L216 218V219L212 220ZM249 218L253 219V221H254V222H252L250 224L253 229L250 227V225L246 224L247 221L249 223V220H250ZM74 219H76V220H74ZM218 219L221 220L220 223L216 222V221H219ZM260 219H258L257 222L260 223L262 221ZM181 220H183V221H181ZM211 220L214 221V222H212ZM25 221H27V223H25ZM33 221H35V222H33ZM68 221L69 222L73 221V222L69 223ZM81 221H82V223H81ZM190 221L192 222V224H191ZM108 222H110V223H108ZM187 222H189V223H187ZM210 222H212L213 224L210 225ZM102 223H103V225H102ZM112 223H114L115 227H113V228H112V226L108 227L109 225H112ZM147 223H149V224H147ZM169 223H171V224H169ZM178 223H179V225H178ZM96 224H98V225L96 226ZM172 224L176 228L177 227L179 228V226L180 227L181 226L182 227L185 226L186 228L184 227L185 228L184 230L183 229L181 230L179 228L180 229L179 231H178V228L177 229L175 228L177 230L176 231L174 229V227H171ZM245 224H246V226H245ZM255 224H256V222H255ZM261 224H262V222H261ZM155 225H156V227H155ZM233 227L234 228L237 227L238 230H237V228H236V230L233 229ZM154 228H156V229L154 230ZM169 228L173 229L174 232H172L173 230H170ZM241 228L242 229H246V233L244 232V230H243V233H241L242 232ZM167 229H169V230H167ZM231 229H233V230H231ZM67 230L68 231L70 230L71 232L70 231L68 232ZM102 230H103V233L100 232ZM189 230L188 231L186 230L188 234L190 232ZM247 230H248V232H247ZM97 231L99 233L96 234ZM161 231L164 232V233L166 231L165 235H167L169 233V231H170V235L165 237L164 233H162ZM151 232H152V234H151ZM249 232H251V233H249ZM94 233L96 235H93ZM100 233H101V235H100ZM187 233H183V234L187 235ZM262 233H264V227L262 229ZM241 234H243V235H241ZM117 235H119V236H117ZM220 235H219V237H220ZM116 236H117L118 239H116ZM138 236H140V237H138ZM206 237L207 236H205V238ZM135 238H137L138 240L137 239L135 240ZM115 239L116 240L121 239L120 240L121 243H120V241H119V243H117L118 241H116ZM60 240H62V241H60ZM256 240H257V242H256ZM45 241H47L48 243L45 242ZM133 241L135 242L136 245L138 244L139 246H141V247H138V245H137V247L140 249V251L142 250L143 252L142 251L141 252L137 251L138 248L135 247L136 245L133 243ZM62 243H63V245H62ZM237 243H240V244H237ZM242 243H244V244H242ZM55 244L57 245L58 248H56ZM234 244L237 246V248L240 247V249L238 248L239 250H236L237 248H235L236 246ZM230 245H232V246H230ZM233 245H234L233 249H235V250L229 248V246L233 247ZM244 245L246 247L242 248L241 246H244ZM50 246H52V248ZM161 246H162V248H161ZM163 246H165V247H163ZM59 247H60L61 250L59 249ZM157 247H158V249L156 250ZM49 248H51V249H49ZM149 248H150V251H149ZM153 248L155 250L151 251V249H153ZM160 248H161V250H160ZM246 248H247V250H245ZM57 249H59L60 253H62V252L65 253L64 254L65 256L62 255L63 253L59 254V251ZM104 249L106 250V252H102ZM241 249L245 250V251H241ZM147 250L149 251V254L145 255V253H148ZM158 250H160V251H158ZM227 250H230V251H227ZM18 251H20V252H18ZM108 251H109V253L111 255L108 253ZM100 252H102V253H100ZM140 253H141V255L144 253L143 255H145L147 258L146 257L144 258L143 255L140 256L142 258L137 257L138 254L140 255ZM99 255H101L100 258H99ZM151 255H152V257H151ZM135 257H136V260H135ZM117 258H119L118 260H120V262L117 260ZM148 258H151L150 261H149ZM59 259H61V262H60ZM98 259H96V260H98ZM111 259H112V261H111ZM139 259H140V261H139ZM141 260H143V261H141ZM98 261H100V260H98ZM198 261L201 262V260H198ZM90 262H92V261H90ZM93 262L97 263V261H95V260H93ZM49 263H47V264H49ZM167 263L169 264L168 261H166V264ZM240 263L235 261L234 264H240Z\"/></svg>", "mask_w": 264, "mask_h": 264}, {"label": "bare ground", "instance_id": "6f19581e", "mask_svg": "<svg viewBox=\"0 0 264 264\" xmlns=\"http://www.w3.org/2000/svg\"><path fill=\"white\" fill-rule=\"evenodd\" d=\"M4 1V0H3ZM9 1V0H8ZM38 1H40L41 2V0H38ZM62 1H65V0H62ZM94 1H96L97 3L99 2V0L97 1V0H94ZM101 2L99 3V5H93V4H91V3H87V6H89L91 9H92V12L91 11H87V9H83V7H78V8H76V9H79V8H82V10L80 9V11L79 10H77V12L79 13L78 15H80V17H78L77 16V18H75V14H71V12L70 11H72V10H75L76 11V9L75 8H73L74 6L70 3V5H72L73 7V9L72 8H70V10L68 9L67 10V8L65 9V12H66V10L68 11V12H70V14H66L65 12H64V14H65V16H66V18H68L67 16H69V15H72L73 17V19H74V23H73V21H71V23H70V25H72V23H73V25H78V24H81L82 25V22L83 21H86L85 19L86 18H88V17H90L91 18V16H92V19H95V21H96V24H97V26H98V32H99V34L97 35V31H95V33L96 34H93V31L92 32H89L88 30L89 29H86V31L84 30V28L82 29L81 28V30H80V33H82L83 35H86L87 34V31L89 32V34H91V36L90 37H92V41H93V36H92V34L94 35V37H95V35H97L96 37H95V40L96 39H98L99 40V42L100 43H98V46L99 47H101L102 49H105V48H107V45L106 44H110V45H114V44H119V43H124V42H127V44L129 45V47H133V46H135V44H137L138 42H143V39L142 38H144V35L146 34V30L148 31L149 30V27H148V25L150 26V25H152L153 27L155 26L156 28H157V26H156V24L158 25V23H159V18H158V16L160 17V18H162L163 20H161L160 19V23L161 22H163L161 25H163L164 27H166L167 29H168V31L166 30V32H168V33H170L171 34V31H173L175 34H176V36L177 37H181V36H183V34L185 35L186 34V38H185V36H184V38L186 39V40H188V42L190 41V43L189 44H181V47H184L185 49H184V51H182V49L181 48H177V49H169V52L168 51H165V52H157L156 54L158 55V56H160V57H163V58H165L166 56H164L167 52L168 53H171L170 55H172V60H173V62L172 63H170V64H168L170 67H167V68H171V69H169V70H165V66L162 64V68L166 71V73H168L167 74V76L168 77H174L175 78V76H173V75H176V73H179V72H177V68H175V67H179V66H181V67H185V66H189V65H191L192 64V69H193V65H194V67L195 66H197V68H195V69H193V70H195V71H200L198 68L200 67V69L202 68V64H200V63H198V61H199V59H200V57L201 56H203V55H207V52H210L211 53V46L213 45H211L210 44V42H209V40L210 39H208L207 41L209 42V43H207V42H205L206 41V39H203V38H205L206 36L204 35L205 33L204 32H208V33H210V30H206L205 29V27L206 28H208L209 26L210 27H213L212 25L213 24H215L214 23V19H212L211 21L213 22L212 23V25L210 24L211 22H205V21H208V20H200L199 19V21H203L202 22V24L203 23H205V24H207L204 28H203V26H204V24H203V26H202V28H203V30H204V32H202V33H204V34H202L201 33V35L200 36H202V35H204V36H202L201 38L203 39V40H205L204 42H203V40L201 39V38H199V32L197 33L196 31H197V29L196 28H198L197 26V23H196V30H194V25L193 24H195V22L193 23V20L194 19H192L191 17V19H192V21H190L189 22V24L190 23H193L192 25V30H189L188 28H187V26L185 27V26H182L181 25V23H178L177 21H180V20H178V19H180L181 18V16L183 17V15H181L182 14V12H183V10L184 9H186V13L184 14V19H185V15H187V16H193V14L195 13V12H199V13H201V12H203V10L201 11V9L198 11V10H196V9H199L200 8V6L201 5H199V3L197 4V2H201V3H203V0L201 1V0H199V1H197V0H195L196 2H195V4H196V6L197 5H199L197 8H196V6H195V4L191 1L190 3H189V0H137L138 2H136V0L134 1V0H109V1H102V0H100ZM154 1V2H153ZM205 2H210L209 0H204ZM219 1V0H218ZM218 1H216V2H218ZM223 2H225L226 4H229V3H232V2H230V0H222ZM233 1H235V3L237 4L239 1L237 0V2H236V0H233ZM263 1V0H262ZM67 3H68V0L66 1ZM66 2H64V3H66ZM95 2V3H96ZM155 3L156 5H155V8L154 9H152V4L153 3ZM205 2H204V4L203 5H205L207 8L206 9H208V2L205 4ZM240 2H242V3H240ZM239 3H240V5H242L243 3H244V1L242 0V1H240ZM246 2V1H245ZM253 2H255L254 0H252V2H251V4L253 3ZM261 2V1H260ZM258 3L259 5H262L261 3ZM57 3H58V1H57ZM59 3L61 4L62 2H61V0L59 1ZM193 3V4H192ZM219 3H221V1H219ZM238 3V4H239ZM256 6L258 5L257 4V0H256ZM263 4H264V1L262 2ZM2 4V3H1ZM5 4H6V2H5ZM8 4V3H7ZM39 4V3H38ZM41 4V3H40ZM39 4V5H40ZM210 4V3H209ZM223 5H224V3H222ZM233 4V3H232ZM231 4V5H232ZM245 4V3H244ZM246 4H248V5H250V6H254V5H251V4H249V2L248 3H246ZM10 5V4H9ZM62 5V4H61ZM211 5V4H210ZM210 5H209V8H210ZM223 5H221V6H223ZM5 6V5H4ZM11 6V5H10ZM62 6H64V7H69V4L67 5L66 4V6L63 4ZM61 6V7H62ZM154 6V5H153ZM219 6V5H218ZM60 7V6H59ZM63 7V8H64ZM71 7V6H70ZM203 7L204 6H202V9H203ZM212 7H213V5H212ZM262 7H263V9H264V5H262ZM2 8V7H1ZM0 8V9H1ZM215 8V7H214ZM221 8V7H220ZM223 8V7H222ZM5 9V8H4ZM3 9V10H4ZM40 9V8H39ZM57 9H59V8H57ZM56 9V10H57ZM168 9H169V11H168ZM196 10V11H194V10ZM206 9H204V10H206ZM42 10V9H41ZM41 10H40V12H41ZM61 10H62V8H61ZM60 10V12H62L63 13V11H61ZM83 10H86V13L88 12L89 14L91 13V16L90 15H87L86 13H84L83 12ZM75 11H73L74 13H77V12H75ZM208 11H209V9H208ZM261 11H264V10H261ZM260 11V12H261ZM4 12H5V10H4ZM55 12V11H54ZM57 12H59V11H57ZM72 12V13H73ZM194 12V13H193ZM210 12V11H209ZM235 12V11H234ZM258 12V11H257ZM2 13V12H1ZM6 13V12H5ZM5 13H4V15H5ZM42 13V12H41ZM61 13V14H62ZM184 13V12H183ZM204 13V12H203ZM211 13H212V11H211ZM256 13V12H255ZM15 14H16V12H15ZM20 14V13H19ZM18 14V15H19ZM261 14V13H260ZM3 15V16H4ZM21 15V14H20ZM194 15H196V14H194ZM262 15H264V12H263V14H261V16ZM23 17L22 18H24V19H22V20H25V18H27V17H24V15H22ZM37 16V15H36ZM42 16V15H41ZM62 16H64L63 14H62ZM88 16V17H87ZM205 16V15H204ZM250 17L252 16V15H249ZM248 16V17H249ZM254 16H258V18L260 17L259 16V14H257V15H253V17ZM10 17V16H9ZM12 17V16H11ZM71 17V16H70ZM94 17V18H93ZM195 17V16H194ZM253 17H252V19H250V18H247V19H250V21L252 20L253 21ZM264 17V16H263ZM40 18V17H39ZM50 18H53V19H56L55 18V16L54 17H50ZM49 18V19H50ZM65 18V17H64ZM65 18V19H66ZM90 18H88V19H90ZM157 18H158V20H157ZM195 18H197V15H196V17ZM208 19H209V16L207 17ZM256 18V17H255ZM254 18V19H255ZM21 19H20V22H21ZM38 19V18H37ZM60 19H62V18H60ZM68 19H70V18H68ZM92 19H90V20H87V21H92V22H90L91 24L94 22V20H92ZM156 19V20H155ZM187 20H188V18H186ZM190 19V20H191ZM198 19V18H197ZM196 19V20H197ZM260 19H262V17L260 18ZM40 20V19H39ZM43 20V19H42ZM72 20V19H71ZM210 20V19H209ZM239 20H241V19H239ZM238 20V21H239ZM244 19H242L241 20V22L243 21ZM259 20V19H258ZM264 20V19H263ZM0 21H1V18H0ZM18 21V20H17ZM51 21V20H50ZM55 20H53L52 21V24H53V22H54ZM62 21V20H61ZM64 21V20H63ZM75 21H76V23H75ZM78 21V22H77ZM149 21H151V24H149L150 22ZM157 21H158V23H157ZM186 21V20H185ZM189 21V20H188ZM215 21H217L218 22V20H215ZM230 21V20H229ZM255 21L258 23V21H257V19H255ZM260 22H261V20H259ZM4 22V21H3ZM19 21L17 22V23H20ZM25 22V21H24ZM24 22H22V23H24ZM70 22V21H69ZM153 22H155L156 24L155 25H153L154 23ZM181 22V21H180ZM182 22H184V20H182ZM216 22V23H217ZM222 22H224V21H222ZM2 23V22H1ZM25 23H27V22H25ZM67 23H68V20H67ZM228 23H230V22H228ZM254 23V22H253ZM262 23H264V21H262ZM5 24V23H4ZM14 24V23H13ZM21 24V23H20ZM49 24H51V22H49ZM61 23H59V25H60ZM86 23L84 22L83 23V25H85ZM93 24H95V23H93ZM198 24H199V22H198ZM201 24V23H200ZM210 24V25H209ZM218 24V23H217ZM222 24H224L225 25V23H222ZM235 24V23H234ZM237 24H239V22L237 23ZM250 24H252V23H250ZM254 24H256V23H254ZM254 24H252V25H254ZM259 24V23H258ZM258 24H256L257 25V27H258ZM2 26V28L0 29V30H3L4 28H3V24H1ZM58 25V24H57ZM231 25V24H230ZM262 26L263 28H264V24H259V26ZM7 26V25H6ZM19 26V25H18ZM23 26V25H22ZM25 26H28V25H25ZM56 26V25H55ZM61 26V25H60ZM58 27V28H62L63 30H65L64 28H63V26H61V27ZM80 26V25H79ZM160 26V25H159ZM180 26H182L181 28H179ZM215 26H217L216 24L214 25V27ZM223 26V25H222ZM225 26H227V25H225ZM237 25H235V27H236ZM261 26H260V28H261ZM152 27V29L154 30V28ZM189 27V26H188ZM214 27L211 29V30H213L214 29ZM221 27V26H220ZM220 27H216V30L219 28V31L218 32H220V30H222V28H220ZM228 27V26H227ZM239 27H240V24H239ZM244 27L245 26H243L242 28L244 29ZM247 27V26H246ZM20 28V27H19ZM23 28V27H22ZM51 28H52V26H51ZM50 28V30H52ZM90 28V27H89ZM151 28V27H150ZM226 27H224L223 28V34L225 35V37H229L228 35L229 34H226L224 31H228V30H226L225 29ZM230 28V27H229ZM229 28H227V29H229ZM237 28H238V26H237ZM248 28V27H247ZM251 28H253V26L251 27ZM251 28L250 29H248L249 31L251 30ZM254 28H256L255 26H254ZM263 28H261V29H263ZM12 29H14V27L12 28ZM21 29V28H20ZM55 31H57L58 29H57V27H55ZM72 29V28H71ZM70 29V30H71ZM94 29V28H93ZM158 29V28H157ZM157 29H155L154 31H156ZM161 29H163V28H161ZM200 29H201V27H200ZM210 29V28H209ZM241 29V28H240ZM259 29V28H258ZM257 29V30H258ZM261 29L260 30H258L259 32L261 31ZM85 32H84V31ZM202 30V29H201ZM202 30V31H203ZM215 30V29H214ZM215 30V31H216ZM256 30V31H257ZM10 31V30H9ZM15 30H13V31H11V32H14ZM53 31H54V29H53ZM52 31V34H53V36H54V33H56V32H53ZM230 31V30H229ZM228 31V32H229ZM238 31V30H237ZM240 31V30H239ZM249 31H248V34H250L249 33ZM263 31H264V29H263ZM5 32H6V30H5ZM7 32H8V30H7ZM7 32H6V34H7ZM40 32H42V30L40 31ZM64 33V31H61V33ZM207 32H206V34H207ZM214 35H219L220 37L223 35H221L220 33H218V34H216L215 32H213V31H211ZM231 32H233L232 30H231ZM230 32V33H231ZM242 32V31H241ZM243 32H245V33H247L246 31H243ZM242 32V35H244V33ZM10 33V32H9ZM8 33V34H9ZM51 33V32H50ZM80 33H78V34H80ZM86 33V34H85ZM147 33H150V32H147ZM192 34V36L191 35H189V36H191V37H189L188 36V34ZM212 33H210V34H208V38H212V39H214L215 40V38H214V35H213V37H209V35H211L212 36ZM253 33H254V30H253ZM258 32H256V34H257ZM5 34V35H6ZM7 34V35H8ZM14 34H17V32L16 33H14ZM57 34V33H56ZM55 34V35H56ZM82 34H80V36L82 35ZM159 34H161V33H159ZM175 34H174V36H175ZM234 34V33H233ZM232 34V35H233ZM255 34V33H254ZM253 34V35H254ZM255 34V38H256V36H258L257 38H259L260 36V38H262L259 42H258V45L257 44H255V43H253V46H256L257 45V47H255V49H253V50H251V51H249V49H247L248 51H249V53H248V55L246 56V57H243V60L245 59V62H244V65H243V67H244V69L246 70V72H247V74L249 75V79H246V75H244V76H242V75H240V74H243L242 72L243 71H239V70H237V71H239V72H241L239 75L240 76H242V77H240V78H238V79H240V81L242 82V83H240V82H238L237 80V78H235L234 80H233V78L236 76V73H235V71H236V69H234L235 71H233L232 69H231V67H236L237 68V66H238V61L239 60H237V59H235L236 61H231L232 63L234 62V63H237V64H235L236 66H231V67H229L228 69L229 70H232V72H230L229 70H227V71H229L230 73H233V74H235V76L233 77H231V74L228 72V74L230 75L229 77L228 76H225V72H224V70H223V72H222V69L223 68H221L222 67V65H224L223 67H228V66H230V65H228L229 63H227V61H229V57H228V55H229V51L231 50V47H230V50L228 51L227 49V53H228V55L227 56H224L225 54H223V53H221V51H220V53L223 55H221L220 53H219V56L221 57V59L222 60H220L219 59V61H217L218 62V64L217 65H219V68H218V70L219 69H221L220 70V72H222L223 74V78H226V77H228L227 78V81L225 82V83H223V82H221L220 80H221V78H220V80H217V76H220L219 74H221L219 71L217 72L216 71V73L218 74H216V75H213V76H216V78L215 79H213L212 77H211V79L213 80H211V83L210 84H208L209 86H210V88L208 87V90L205 92L204 91V88L203 89H201V91L202 92H205L206 93V95L207 94H209V97H206L205 98V101H204V99L201 101L200 99H199V94L198 93H200L199 91H198V99H199V102H204L202 105V107H201V104L198 106H195V108H193V103H194V100H192V108H193V110L192 111H189L188 109L191 107V104H189V101L187 100V102L186 103H188L189 105H190V107L189 106H187L186 104H184V103H182L183 105H186V107H189L188 109L187 108H184V106H183V109L182 110H184V111H189V112H193V116L196 118V117H200V115H199V113L201 114H203V112L202 111H204V112H206L207 114H209L210 116H212L213 117V121L211 122V118L212 117H210V119H207L209 116L208 115H206V119L208 120V121H210L209 123H208V121H207V123L208 124H211L212 126H211V128H208V130H209V135H210V137H209V135H207V134H205L204 132V128H205V130H206V132L208 131L207 129H206V127H207V125H205V123L203 124L202 123V125L204 126V127H202L201 126V124L199 125L195 120H194V117L192 116V117H190L191 116V114H190V119L192 120V121H194V124L192 125V124H189L190 122H188V124L190 125H187V122H186V120H187V118H186V116L187 115H185L180 109H179V107H177V105L178 106H181L180 104H181V102L179 103V104H177L176 105V102H175V100H173V98L172 97H170V96H166V97H168V100L170 101V103H171V105L175 108V110H176V112H177V114H176V116L177 117H175V118H173V117H169V119H170V121L168 122V118H166V119H168V120H166L165 118H163V119H161L163 116H161V115H159V113L160 112H162V111H165L166 112V108H165V103H163L164 104V109H166V110H162L161 109V111L160 110H157L156 108V110L157 111H160V112H158L157 113V111L153 108L152 110H154V113H155V115L154 116H156V114H157V116L159 117L160 116V122L158 123V124H162L163 123V125H165L164 126V129H165V131L167 132V134H172V133H175V134H172L171 136L170 135H165L167 138H165L167 141H169L168 142V145L166 146L165 145V150H164V154H162L161 155V157H159V158H157L158 156H156L155 157V159H157V160H159V159H162V157L163 158H167V156L169 155V153H170V151H169V149H171V150H176V152H177V154H179L180 155V151L182 152V153H185V152H187V151H189L190 149L189 148H186L185 147V145H188V144H183V140H186L188 137H184V136H182V133L184 132V133H186V132H188L186 135H188V134H190V135H192V139H194V140H196V137H199L202 141H203V143H205V144H207L206 146L207 147H212L213 146V148H215L214 149V151H213V148H211V150H212V152H217L218 153V155H216L217 156V158H219V161H218V159H216V158H214V159H216L218 162H216V160H214L213 159V157H212V159L215 161H212V159H208V155H209V151L207 152V151H205L206 153L204 154V149H205V147H203V149H201V148H199V149H201V150H203V154L201 153V154H199V155H201V156H199L198 155V153H195V154H193V153H191V156L190 157H187L188 155H182V153H181V157L179 156V158H181L180 160H182V162L184 163V165H187V167H188V169H189V171L188 172H192L193 173V171H195L194 172V175L196 174L197 175V173H199L198 174V177L200 176L202 179H200V178H198L199 179V181L201 180V181H203V183H204V181H206L207 183H209L210 181H213V183H212V185L214 184V182L216 181V174H217V176H218V173H221V171H224V172H226V174L229 176V177H231V176H233V174H234V172H236V173H238L240 170H242V168L240 169V166H242V165H245V163L243 164L242 163V165H240L241 163H240V161H239V163L237 162V160H239L238 158H241V157H239V156H237L236 155V151L234 150V149H239L237 146L235 147L234 146V144L235 145H237L238 144V146L239 145H241V143H243V142H247V144H249L250 142H248L247 140H249V138L247 139L246 137H241L240 135H238V133L236 132L235 133V128H237V129H239V131L240 130H242V129H250V133L252 134H254V132H255V134L254 135H257V138H258V136H260L261 134L259 133V134H256V132H257V129H259L260 128V130H261V128L262 127H264V38L262 37V35L264 36V32H260V34H262V35H260L259 33L256 35ZM3 35V34H2ZM6 35V36H7ZM10 35V34H9ZM8 35V36H9ZM51 35V34H50ZM150 35V34H149ZM151 35H152V33H151ZM162 35V34H161ZM172 35V34H171ZM227 35V36H226ZM251 36V37H254V36ZM45 36V35H44ZM56 36H58V35H56ZM75 37H76V35H74ZM87 36V35H86ZM162 36H164V35H162ZM173 36V35H172ZM172 36H171V38H172ZM174 36H173V38H174ZM241 36V35H240ZM246 36H248L247 34L246 35H244V36H241L243 39H245L246 40ZM13 37H14V35H13ZM16 37V36H15ZM39 37V39L38 40H40V36H38ZM62 37H65V33H64V36H63V34H62V36H61V38ZM82 37V36H81ZM98 37V38H97ZM145 37L146 38H144L145 40H148L149 38L145 35ZM161 37V36H160ZM170 37V36H169ZM169 37H167V39H166V37L164 38V39H166L167 41H168V38ZM176 37V38H177ZM189 37V38H188ZM216 37V36H215ZM220 37H217L216 39H219ZM225 37H221L222 39H224ZM232 37H234V36H232ZM236 38H237V36H235ZM241 37H240V39H241ZM59 38V37H58ZM72 38V37H71ZM78 38H80V37H78ZM86 37H84V39H85ZM163 38V37H162ZM171 38H170V40H171ZM172 38V39H173ZM176 39L177 41H176V43H175V39H173V43H171L172 45H170V46H173V44H177V42L178 43H182L180 40H181V38L180 39ZM188 38V39H187ZM229 38H231V37H229ZM45 39V38H44ZM88 39H89V37H88ZM151 39V38H150ZM149 39V40H150ZM153 39V38H152ZM211 39V40H212ZM232 40H234L233 38H231ZM14 40V39H13ZM15 40H18V39H15ZM87 40V39H86ZM165 40V41H166ZM179 40V41H178ZM186 40H184L183 38H182V41L184 42H186ZM236 40V39H235ZM12 41V40H11ZM19 41V40H18ZM18 41H16V43H15V45H18L17 44V42ZM75 41V40H74ZM82 41V40H81ZM97 41V40H96ZM95 41V42H96ZM151 41H153V40H151ZM162 41V40H161ZM200 41V42H199ZM4 43H2L1 44V46L3 45V53L2 54H4V57H8V54H10V53H12L13 51H10V52H8L9 51V49L11 50L12 48L10 47L11 45H10V43L11 42H6V41H3ZM15 42V41H14ZM77 42L79 43V39L77 40ZM76 41H75V43L76 44H78ZM86 42V41H85ZM84 42V43H85ZM94 42V41H93ZM95 42L94 43H91V44H95ZM214 42V41H213ZM246 42V41H245ZM5 43H8L6 46H4V44ZM39 43V42H38ZM74 43V44H75ZM81 43V42H80ZM87 43H88V40H87ZM163 43H164V41H163ZM168 43L169 42H167L166 44H167V46H168ZM238 43H241V42H238ZM244 43V42H243ZM252 43V42H251ZM40 44V43H39ZM42 44V43H41ZM40 44V45H41ZM86 44V43H85ZM89 44H90V42H89ZM89 44H87V46L89 45ZM139 44V43H138ZM207 44H209V45H211L210 47H209V45H207ZM216 44H217V42H216ZM215 44V46H217ZM248 44H249V42H248ZM248 44H246L247 46H248ZM79 45V44H78ZM77 45V46H78ZM81 45V44H80ZM141 45V44H140ZM139 45V46H140ZM235 45H236V43H235ZM245 44L242 46V44L240 45V48H238V46H239V44H237V47L236 48H238V50L240 51L241 50V48L242 47H244V46H246ZM250 45H252V44H250ZM249 45V46H250ZM0 46V47H1ZM7 46L8 47H10L9 49L7 48ZM20 46V45H19ZM86 46V47H87ZM90 46L91 45H89V48H90ZM180 46V45H179ZM178 46V47H179ZM204 46V47H203ZM246 46V47H247ZM18 47V46H17ZM40 47V46H39ZM74 47L75 48H78V47H76V45H74ZM74 47H72V48H74ZM85 47V48H86ZM128 47V49H129V52H131L132 50H130V48ZM233 47V46H232ZM1 48V49H2ZM14 48H16V47H14ZM123 48H125L126 50H127V46L126 47H123ZM123 48H121V49H119V50H121L122 52L125 50H123ZM210 48V49H209ZM251 48V47H250ZM253 48V47H252ZM256 48H258L257 50H256ZM18 48H16V50H17ZM84 49V48H83ZM115 49H116V47H115ZM114 49V50H115ZM214 50H215V47L213 48ZM233 49V48H232ZM242 49H244V48H242ZM15 50V51H16ZM78 50V49H77ZM88 50V49H87ZM119 50H115V51H118V54H121V52H119ZM125 50V51H126ZM135 50H137V49H134L132 52H134ZM139 50V49H138ZM179 50H181V52L179 51ZM213 50V51H214ZM2 51V50H1ZM71 51V50H70ZM79 51H80V49H79ZM85 51V50H84ZM93 51H94V49H93ZM110 51V53L112 52L111 50H109ZM219 51V50H218ZM233 50H231V52H232ZM88 53H90V50L89 51H87ZM92 52V51H91ZM101 52V51H100ZM100 52H99V54H100ZM245 52H246V50H245ZM245 52L242 54V55H238L237 56V53H235V58H238L239 56H245ZM69 53V52H68ZM75 53V52H74ZM81 53V52H80ZM79 53V54H80ZM87 53V54H88ZM105 53H106V51H105ZM110 53H108V54H110ZM146 53L148 54V56H149V59L150 60H152V58L154 57V55H153V53H154V51L153 50H150V49H146ZM214 53V52H213ZM212 53V54H213ZM233 53H234V51H233ZM2 54H0V57H2L3 55ZM15 54V53H14ZM66 54V53H65ZM72 54V53H71ZM76 54V53H75ZM91 54V53H90ZM107 54V53H106ZM125 54V53H124ZM124 54L122 53V55L124 56ZM209 54V53H208ZM211 54V55H212ZM247 54V53H246ZM11 55V54H10ZM9 55V56H10ZM59 55V54H58ZM67 55L69 56L70 54H66V55H63V56H66V58H67ZM77 55V54H76ZM82 55V54H81ZM84 55H86V54H84ZM100 55H103V52L100 54ZM112 56H114V54H111ZM110 55V56H111ZM122 55H121V57H122ZM126 55V54H125ZM141 56V58L143 59H145V56L144 55H141V54H137V60H139V59H141L140 58V56ZM205 55V57H202L203 59L202 60H204V59H206L205 61H207V60H210V55H209V57L207 58V56ZM232 54L230 53V56H231ZM16 56V54L14 55V57ZM40 56V55H39ZM39 56H38V58H39ZM116 56H118V57H120V55H117L116 54ZM135 57H136V53H135V55H134ZM134 56L131 58V59H133L134 58ZM139 56V57H138ZM218 56V57H219ZM3 57V58H4ZM43 57H46V56H42L41 57V60H42V58ZM55 57H58L57 55L55 56ZM55 57H54V60H57V59H55ZM90 57H92L91 59H93V56H90ZM90 57H89V59H90ZM97 57H99L98 56V54H97ZM125 57V56H124ZM213 58H214V56H212ZM215 57H216V54H215ZM219 57V58H220ZM225 57V58H224ZM3 58H0V59H3ZM9 58V57H8ZM7 58V59H8ZM12 58H13V54H12ZM12 58H10V59H8L9 61H10V64L8 63V61H7V59L5 58L4 60L6 61L5 63V65H3L4 66V69L6 68L7 70H8V65H13V64H11V59ZM38 58H36V57H34L33 59H36V63H38ZM48 58H50V57H48ZM48 58L45 60V63H47V61L49 62L52 58H50V60H48ZM62 58V57H61ZM61 58H59L60 60H62ZM71 59V61H67V59L65 60V58H64V60H62L63 62L64 61H66L67 63H68V67L66 66V67H64L63 66V64L64 63H62V62H60V60L58 61V63L59 64H57L56 66H55V63L57 62H55L54 63V61H53V59H52V62L54 63H52L54 66H52L54 69L56 68V71L58 72V69L57 68H60V63H62V66L64 67V68H67V69H65V70H63V67H62V74L64 73H66V72H68V73H70L71 71H73V70H78V71H81L82 69H84V68H89L90 69V65H94V63L93 64H90V61L89 60H87V61H89V67L87 66V64H83L82 63V61H85L86 59H83L82 60V58H81V60H80V58H79V56L78 57H75V56H71L70 57ZM127 58V57H126ZM126 58L124 59V60H126ZM139 58V59H138ZM154 58H156V57H154ZM169 59H171V57H168ZM213 58H212V60H213ZM224 58V59H223ZM228 58V59H227ZM231 58V57H230ZM40 59V58H39ZM96 59V58H95ZM130 59V58H129ZM166 59V58H165ZM227 59V60H226ZM240 59V58H239ZM69 60V59H68ZM123 60V61H124ZM134 60H136V59H133L132 61H129L128 60V62L127 63H131V62H133ZM136 60V61H137ZM171 60V61H172ZM212 60H210V61H207V62H210L209 64H211L212 63ZM214 60H215V58H214ZM231 60V59H230ZM13 61V60H12ZM93 62H94V60H92ZM107 61V60H106ZM120 62H121V60H119ZM136 61H134V63L136 62ZM142 62H145L146 64L145 65H148V63L146 62V61H143V60H141ZM222 61V63H220ZM227 63L226 64V66H225V62ZM0 62H1V60H0ZM14 62H15V60H14ZM41 61H39V63H40ZM44 62V61H43ZM66 62H65V64L64 65H66ZM105 62V61H104ZM153 62V61H152ZM156 62V59L154 60V62L153 63H155ZM202 62V61H201ZM204 62V61H203ZM202 62V63H203ZM206 62V63H207ZM214 62H216V60L214 61ZM2 63V62H1ZM0 63V65H2V64H4V63H2L1 64ZM8 63V64H7ZM13 63V62H12ZM44 63V64H45ZM50 63V62H49ZM48 63V64H49ZM85 63V62H84ZM87 63V62H86ZM103 63V62H102ZM133 63V64H134ZM136 63H138V62H136ZM156 63H158V62H156ZM155 63V64H156ZM33 64H35V61H34V63ZM47 64V65H48ZM52 64H49V65H52ZM140 64V63H139ZM155 64H153V65H155ZM200 64V65H199ZM204 64H205V62H204ZM220 64H222V65H220ZM32 65V64H31ZM37 65V64H36ZM35 65V66H36ZM40 65H41V63H40ZM39 64L37 65L38 67L40 66ZM47 65L45 64V66L47 67ZM48 65V68H45L46 70H52L51 69V66H49ZM59 65V67H57ZM98 65V64H97ZM103 65L105 66V63H103ZM103 65H102V67H103ZM112 65V67H113V64H111ZM124 65V64H123ZM143 65H144V63H143ZM144 65V66H145ZM202 65V66H201ZM207 66H208V64H206ZM216 65V67H218ZM34 66V67H35ZM44 66V65H43ZM98 66H100V64L98 65ZM115 66V65H114ZM141 67H139L140 69L141 68H143V69H145L144 67H142V64L140 65ZM157 66H160V65H157ZM164 66V67H163ZM207 66L205 67V65H204V68H207ZM211 65H209L208 66V68L206 69L207 71H208V69H209V67H210ZM213 66H215V65H213ZM221 66V67H220ZM2 67V66H1ZM0 67V68H1ZM34 67L32 66V69H33V71L35 70L34 69ZM37 67V68H38ZM41 68H42V66H40ZM39 67V68H40ZM50 67V68H49ZM91 67H93V66H91ZM101 67V66H100ZM153 67H155V66H153ZM161 67H158V69L159 70H161L162 68ZM240 67V66H239ZM11 68H13V67H11ZM10 68V70H11V73L9 72V71H7L8 72V74L10 73V74H12V69ZM37 68H36V71H34L33 72V76L35 75L34 73L35 72H38V70H37ZM38 68V69H39ZM40 68V69H41ZM110 68V67H109ZM115 68H119V65L116 67H114V68H112V69H114L115 70ZM182 68V69H183ZM190 68V67H189ZM188 68V69H189ZM211 68V67H210ZM241 68V67H240ZM5 69V70H6ZM14 69V68H13ZM45 69H43V70H45ZM96 69V68H95ZM95 69H93V70H95ZM176 69V70H175ZM181 68H179V70H182ZM224 69H226V68H224ZM15 70V69H14ZM61 70H59V71H61ZM91 70V69H90ZM97 70V69H96ZM116 70H119V69H116ZM142 70V69H141ZM178 70V71H179ZM185 70V72L187 73L188 72V70L186 71V69H184ZM202 71H203V68L201 69ZM205 70V71H206ZM242 70V69H241ZM55 70H53V71H49L50 72V74H51V72L53 73ZM106 71V70H105ZM119 71H121V70H119ZM119 71H118V73H119ZM169 71V72H168ZM183 71V70H182ZM181 71V72H182ZM190 72H191V74L192 75H194V72L193 71H191V69L189 70ZM202 71H200V72H198V73H201ZM44 72V75H42V73ZM42 73H41V71H39L38 72V74H40V75H42V77H46V75H45V73L46 74H49V73H47V72H45V71H43ZM95 72H97V71H95ZM114 72V71H113ZM113 72H111V73H109V74H112ZM122 72H124V71H122ZM158 72H160V73H162L163 74V71L161 72V71H158ZM176 72V73H175ZM190 72H188L189 74H190ZM4 73L5 72H3L2 70H0V81L1 80H3V77H6V76H4ZM15 72H13V74H14ZM60 73V72H59ZM103 73V74H102ZM101 74L102 75H105L106 77H108L109 78V76H107V74L105 73L104 74V71L102 72ZM114 73H117V72H114ZM114 73H113V75H114ZM137 73V72H136ZM141 73V72H140ZM186 73H182V74H186ZM215 74V71L214 72H212V74ZM7 74V78H10L12 75H8ZM125 74V73H124ZM129 74V73H128ZM132 74V73H131ZM155 74V73H154ZM232 74V75H233ZM6 75V74H5ZM36 75H37V73H36ZM35 75V76H36ZM39 75V77L37 76V77H33L32 79H34L35 81L34 82H36L37 80L36 79H40V80H43V79H41L42 77ZM112 75V76H113ZM130 75V74H129ZM161 75V74H160ZM159 75V76H160ZM199 75V74H198ZM221 75V76H222ZM238 75V74H237ZM9 76V77H8ZM17 76V75H16ZM50 76H52V75H50ZM104 76V77H105ZM137 76V75H136ZM162 76V75H161ZM161 76L160 77H157V79L159 78H161ZM179 76V74H177L176 75V79H177V77ZM181 76V75H180ZM179 76V77H180ZM200 76V75H199ZM212 76V75H211ZM225 76V77H224ZM246 76V77H245ZM13 77V76H12ZM29 77V76H28ZM27 77V78H28ZM32 77V76H31ZM45 77H44V79H45ZM178 77V78H179ZM194 77H195V75H194ZM197 77V76H196ZM195 77V78H196ZM231 77V78H230ZM238 77V76H237ZM7 78H5L4 80H6V81H8V84H10L9 82H11V80L10 79H8L7 80ZM51 78V77H50ZM103 78V77H102ZM193 78V77H192ZM222 78V79H223ZM14 80H16V81H18L16 78H13ZM19 79H20V77H19ZM25 79V78H24ZM97 80V78L96 77H87L85 74H75V75H72V77L71 78H64V79H62V78H56L54 81H55V84L57 85V86H59V88H61V86H64V85H68V87L69 88H67V90H71L72 88H75V87H79V88H81V87H83L84 86V84H89V81H93V80ZM171 79V78H170ZM173 79V78H172ZM176 79L175 80H171V82H173V81H175L176 82ZM197 79V78H196ZM229 79V80H228ZM230 79H232V80H230ZM39 80V81H40ZM47 80V84H44L42 81H40L41 82V85H42V88H41V90H43V89H46V87H49L48 86V82H50V80L48 81V78L46 79ZM124 80H130V81H132V82H134V81H136V79H135V76L133 77H130V78H127L126 76H125V78H124ZM160 80H162L163 82L165 81V78H164V76H163V78H161ZM167 80V79H166ZM224 80H226V79H224ZM236 80V81H235ZM21 81V83L23 82V84L25 83V87L24 88H28V90L30 89L28 86H27V84L29 83V81H27V80H25V82L24 81H22V80H20ZM38 81V82H39ZM138 81V80H137ZM162 81H159V82H162ZM19 82V81H18ZM26 82H27V84H26ZM31 82V81H30ZM45 82V81H44ZM104 82V81H103ZM166 82V81H165ZM204 82V81H203ZM202 82V83H203ZM235 82L236 83H239V85H243V88H242V90H240L239 92H233V91H235L236 90V86H239V85H237V84H235ZM243 82H244V84H243ZM12 83H14V82H12ZM21 83H15V84H17V85H15V87H14V85H12V88H15V89H13V90H11L10 88H9V90H8V93H9V96L7 97V95H6V97H7V99L9 100V102L11 103V105H13L14 106V108H19L18 110L17 109H14L13 108V110H17L19 113L23 110V109H25V108H30V107H26V104H24L23 105V103H24V99L23 98H25L26 100H27V96H26V90H25V95H23L21 92H23V88H21L20 86V84ZM32 83H33V81H32ZM43 83V84H42ZM139 83L140 82H137V85H139ZM22 84V85H23ZM127 84V83H126ZM165 84V83H164ZM174 85H175V83H173ZM172 84V85H173ZM186 84V83H185ZM252 84H255L256 86H253ZM31 83H30V87H31ZM35 84L33 83V86H34ZM37 85H39V83L37 84ZM43 85H45L44 86V88H43ZM49 85H51L50 83H49ZM122 85V84H121ZM124 85V84H123ZM122 85V86H123ZM129 85H131V83L129 84ZM220 85L222 86V89H219V87H220ZM241 85V86H242ZM1 86V85H0ZM17 86H18V88H17ZM52 86V85H51ZM50 86V87H51ZM140 86L142 87L143 86V84L141 85L140 84ZM147 85H145V88L144 89H148L147 87H146ZM164 86V85H163ZM166 86V85H165ZM175 86H177V84L175 85ZM226 87V89L228 90V88L227 87H232L233 88V90H232V92L234 93H230L231 94V98L232 99H229L230 97L228 96V91L226 90H224V87ZM5 87H7V86H5ZM11 87V86H10ZM21 89H20V88ZM89 87H90V85H89ZM88 87V85L86 86V88L87 89H91V88H89ZM92 87V86H91ZM124 87V90H125V85L123 86ZM123 87H121L120 86V88H123ZM127 88L129 87L128 86V84H127V86H126ZM172 88H173V86H171ZM179 86H177V88H178ZM197 87V86H196ZM253 87H255V88H253ZM1 88V87H0ZM8 88V87H7ZM53 88H55V87H53ZM94 88L96 89V86L94 85ZM119 88V89H120ZM126 88V89H127ZM162 89H163V87H161ZM176 88V87H175ZM176 88V89H177ZM186 88H187V84H186ZM188 88H189V86H188ZM199 88V87H198ZM221 88V87H220ZM239 88H241L240 86H239ZM239 88H238V90H239ZM50 89V88H49ZM56 89V88H55ZM87 89H85L84 88V90H86V91H90V90H87ZM179 89V88H178ZM190 89V88H189ZM197 89V88H196ZM206 89V88H205ZM17 90H22L21 92H17ZM40 90V91H41ZM47 90V89H46ZM46 90L44 91L45 93H46ZM53 90V89H52ZM51 90V91H52ZM92 90H93V87H92ZM123 90V89H122ZM123 90V91H124ZM139 90V88H137V91ZM172 90V89H171ZM219 90H222L221 91V97H222V92H223V90L225 91V95L224 96H226V94H227V96L229 97V98H227V96L226 97H222V98H219V95L217 94V91H219ZM257 90H260V91H258L257 92ZM6 91V90H5ZM4 91V92H5ZM30 91V93H31V91H32V88H31V90H29ZM28 91V92H29ZM48 91V90H47ZM58 91H60V93H62V95L61 96H64V95H69V93L71 92H68V94H66V93H64V95H63V92H62V90H58ZM76 91V90H75ZM82 91V90H81ZM178 92H176V94L177 95H179L180 93L182 94V92H184V90L182 91L181 90V88H180V90H177ZM188 91V90H187ZM192 91V90H191ZM27 92V95H30L29 93ZM79 92V91H78ZM158 92V91H157ZM189 92V91H188ZM2 93H3V91H2ZM35 93V92H34ZM34 93H32V94H34ZM41 93V92H40ZM49 93V92H48ZM50 93H54V90H53V92H50ZM49 93V94H50ZM56 93H57V91H56ZM73 93V92H72ZM82 93H83V91H82ZM82 93H80L79 92V94L81 95ZM90 93V92H89ZM185 93V92H184ZM204 93V94H205ZM31 94V95H32ZM42 95L41 96H46L47 97V93H46V95L45 94H43V93H41ZM87 94H88V92H87ZM87 94H85L84 93V97H85V95L87 96ZM90 94H93L92 93V91H91V93ZM145 93H142V95H144ZM197 94H196V96H197ZM2 95H4V94H2ZM30 95V96H31ZM35 95H38L36 98H38L40 95L39 94H35ZM34 95V96H35ZM52 95H55V98H56V94H52ZM58 95H59V93H58ZM58 95H57V97H58ZM150 95V94H149ZM148 95V96H149ZM152 95V94H151ZM150 95V96H151ZM162 95H163V93H162ZM162 95L160 94V96H161V98H164V97H162ZM206 95H204V97L206 96ZM22 96H25V97H22ZM30 96H28V99H29V97ZM34 96L32 95L31 96V98H34ZM50 96V95H49ZM48 96V97H49ZM60 96V95H59ZM67 96H64V97H67ZM70 96H71V93H70ZM90 96V95H89ZM149 96V97H150ZM180 96V95H179ZM186 96V95H185ZM195 96V95H194ZM195 96V97H196ZM81 97V96H80ZM145 97H146V94H145ZM159 97V96H158ZM176 97V96H175ZM175 97H174V99H175ZM181 97V96H180ZM184 97V96H183ZM182 97V98H183ZM31 98L29 99V100H27V102H29L30 101V103H31ZM51 97H49L48 98V100L44 97L43 99H45V101L44 102H46V105L47 104H49L50 105V102H51V105L52 104H54V106L57 104V105H59V108H60V103L58 102V103H56V100H55V98H54V96H52V98L55 100V103H52V101H53V99H50ZM160 98V97H159ZM189 98V97H188ZM41 99V98H40ZM59 99V98H58ZM57 99V100H58ZM71 100H72V104H74V102H73V99H72V97L70 98ZM85 99H86V97H85ZM194 99V98H193ZM235 100V102L237 101V103H234V100ZM67 100V99H66ZM154 100H156V99H154ZM167 100V99H166ZM165 100V101H166ZM232 100H233V103H232ZM32 101H34V100H32ZM35 101H38V100H35ZM48 101H50L49 103H48ZM70 101V100H69ZM163 101V100H162ZM164 101V102H165ZM26 102V101H25ZM54 102V101H53ZM85 102V101H84ZM158 101L156 100V103L155 104H157L156 105V107L158 106V103H160V104H162L161 103V101L159 100V102L157 103ZM178 102V101H177ZM196 102H197V99H196ZM195 102V103H196ZM30 103H29V105H30ZM33 103V102H32ZM76 104L78 103V101L77 102H75ZM166 103H168L167 101H166ZM206 103V104H205ZM28 104V103H27ZM35 104V103H34ZM33 104V105H34ZM37 104H39V103H37ZM40 104L43 106V104L40 102ZM76 104H75V107H76ZM83 104V103H82ZM81 103L80 104H78L79 106H81L82 105ZM159 104V105H160ZM199 104V103H198ZM8 105V104H7ZM32 105V104H31ZM32 105V106H33ZM46 105H44V107L46 106ZM50 105V108H52V106ZM167 105H169V104H167ZM166 105V106H167ZM171 105H169V106H171ZM4 106V105H3ZM25 108H24V107ZM28 106V105H27ZM39 106V105H38ZM37 106V108H39V107H41V106H39L38 107ZM53 106V108H55L56 109V107H54ZM72 106H74V105H72ZM78 106V108H83V107H79ZM145 106H147V105H145ZM168 106V107H169ZM23 109H22V108ZM152 107H155V105L154 106H152ZM160 107V106H159ZM7 108V107H6ZM8 108L10 109V111H11V108L8 106ZM32 108V107H31ZM35 108H36V105H35ZM36 108V109H37ZM53 108L52 109H50V110H53ZM58 108V109H59ZM74 108V107H73ZM182 108V107H181ZM192 108H190V110L192 109ZM33 109L34 108H32V111L31 112H33ZM48 109H49V106H48ZM54 109V110H55ZM57 109V110H58ZM75 109V108H74ZM159 109V108H158ZM186 109V110H185ZM253 109H256V112H255V110H253ZM60 110H61V108H60ZM60 110H58V112L57 113H59V111ZM77 110V109H76ZM152 110H150V112H149V114L151 113V111ZM174 110V109H173ZM251 110H253V113H251L252 111ZM25 111V110H24ZM56 111V110H55ZM55 111L53 112V113H55ZM65 111V110H64ZM251 111V112H250ZM1 112V111H0ZM6 112V111H5ZM16 112V111H15ZM18 112H16V113H18ZM61 112V111H60ZM170 112H171V114L172 115H175V114H173V113H176L175 111L173 112V111H171L170 110ZM188 112V113H189ZM4 113V112H3ZM23 113H25V112H23ZM168 113V112H167ZM7 120H10V119H12L11 117H10V119H8L9 118V113L7 112ZM146 114V113H145ZM166 114V113H165ZM164 114V115H165ZM201 114V115H202ZM205 114V113H204ZM203 114V116H205ZM249 114H251V116L253 115V117H255V120L254 119H252L251 117H249L250 119H252V121H253V123L251 122V125H249V123L247 122V116L249 115ZM4 115V114H3ZM6 115V114H5ZM12 115V114H11ZM19 115H21V114H19ZM18 115V116H19ZM56 115V114H55ZM63 116H64V114H62ZM70 115V114H69ZM69 115H67V116H69ZM152 115V114H151ZM152 115V116H153ZM167 115V117L168 116H171L169 113L168 114H166ZM24 116H26V114H24ZM63 116H61V117H63ZM208 116V117H207ZM219 116H222L221 117V121H219V119L218 118H220ZM250 116V115H249ZM56 117V116H55ZM70 117V116H69ZM101 117H103V115H101ZM157 117V118H158ZM242 118V119H239V118ZM155 118V117H154ZM157 118H156V121H157ZM69 119L68 117H65V119H64V122H66L67 120ZM102 119V118H101ZM237 119H239V121L240 122H237V123H235V124H227L228 122H229V120H237ZM69 120H71V119H69ZM68 120V121H69ZM74 121H76L75 119H73ZM72 120V121H73ZM83 120H86L87 121V119H83ZM82 120V121H83ZM154 120V119H153ZM6 121V120H5ZM11 121H15V120H11ZM59 121V120H58ZM73 121V122H74ZM86 121H85V123H86ZM155 120H154V122H156ZM159 121V120H158ZM199 123H201V120L199 119ZM7 122H9V121H7ZM17 122V121H16ZM71 122V121H70ZM73 122H71V125H72V123ZM84 122V121H83ZM98 122V121H97ZM96 122V123H97ZM101 121H99L98 123H100ZM203 122H205V121H203ZM13 124H14V122H12ZM59 123V122H58ZM78 123V122H77ZM79 123H81V122H79ZM85 123H84V125H85ZM88 123V122H87ZM86 123V124H87ZM157 123H154L155 124V127L157 126V128H158V130H159V132L161 131V128L159 129V127H158V125H157ZM18 123H15V126L14 125H12L13 126V129H11L12 127H11V125L9 126V128H7L8 130L10 129V130H12V131H8V132H4V135H6V133H8L9 135L11 134L10 132H12V134L9 136L8 134H7V136H9V139L8 138H5L4 137V140L5 139H7V141L8 140H11L12 142H25L26 144H27V141H29L28 142V145L29 144H31L32 146H36V145H33V143H36V142H33V139L31 140L30 139V137H27V134H23L22 133V128H24L23 126H24V124H21V125H23V126H19V127H21V128H19L18 127V125H20V124H18ZM74 124V123H73ZM82 124V123H81ZM140 124V123H139ZM153 124V125H154ZM226 124V125H225ZM63 125V124H62ZM78 125V124H77ZM83 125V126H84ZM88 125V124H87ZM152 125V126H153ZM163 125H161L162 127H163ZM176 125H180L178 128H174ZM249 125V126H248ZM5 126V125H4ZM26 126V125H25ZM59 126H60V124H59ZM76 126V125H75ZM74 126V127H75ZM80 126V125H79ZM101 126V125H100ZM100 126L98 127V125H97V127H98V130H99V128H100ZM104 126V125H103ZM140 126V125H139ZM189 126V127H188ZM206 126V127H205ZM8 127V126H7ZM11 127V128H10ZM63 127V126H62ZM106 127V126H105ZM251 127V128H250ZM65 128V127H64ZM75 128H78L77 130H80V128L81 127H75ZM74 128V129H75ZM83 128V127H82ZM81 128V129H82ZM85 128V127H84ZM101 128H102V126H101ZM180 128H184V131L182 130V129H180ZM7 129H5V130H7ZM54 129H56V128H54ZM66 129V128H65ZM64 129V130H65ZM104 129V128H103ZM103 129H102V131H103ZM108 129V128H107ZM107 129H105V130H107ZM164 129H162V131L164 130ZM251 129H252V132H251ZM110 130H111V128H110ZM110 130H109V133H110ZM178 130H182L183 132H181V133H176V131H178ZM254 130H256V131H254ZM259 130V131H260ZM54 130L52 129V132H53ZM55 131H57V129L55 130ZM59 131V130H58ZM57 131V132H58ZM67 131V130H66ZM112 131V130H111ZM157 131V130H156ZM243 131H245V130H243ZM248 132H249V130H247ZM246 131V132H247ZM254 131V132H253ZM258 131V132H259ZM262 131H263V129H262ZM261 131V132H262ZM100 132H101V130H100ZM106 132V131H105ZM105 132H104V134H105ZM247 132V133H248ZM257 132V133H258ZM1 133V132H0ZM59 134H60V132H58ZM70 133V132H69ZM83 133V132H82ZM113 133V132H112ZM111 133V134H112ZM165 133V132H164ZM246 133V134H247ZM250 133H248L249 134V136H250ZM263 133V132H262ZM53 134H56V132L54 133L53 132ZM107 134H108V132H107ZM110 134V135H111ZM127 134H129L128 136H127ZM126 134V136L127 137H129L130 138V132L129 133H127ZM181 134V135H180ZM248 134H247V136H248ZM253 134H252V136H253ZM80 135V134H79ZM82 135V134H81ZM101 135V134H100ZM193 135H196V137L195 136H193ZM263 135V137L262 138H260V140H258V141H260V142H263L264 143V133L262 134ZM0 136H1V134H0ZM69 136V135H68ZM108 137H110L109 135H107ZM125 136V137H126ZM145 136V135H144ZM151 136V135H150ZM149 136V137H150ZM70 137V136H69ZM69 137H67V140L69 139V142L71 141L70 140V138ZM126 137V139H128ZM146 137V136H145ZM179 137H183V138H186V139H183L182 140V138H179ZM191 137V136H190ZM189 137V139H191ZM251 137V136H250ZM2 138H3V136H2ZM29 138V139H28ZM60 138V137H59ZM62 139L61 140H63V137H61ZM137 139L136 140H138V137H136ZM141 138V137H140ZM179 138V139H178ZM255 138V137H254ZM146 139V138H145ZM163 140V142L165 141L166 142V140ZM181 139V140H180ZM198 139V138H197ZM200 139H198V141L200 140ZM210 139V140H209ZM247 139V140H246ZM4 140H2L3 142H4ZM31 140V141H30ZM57 140V139H56ZM60 140V139H59ZM143 140V139H142ZM244 140H246V141H244ZM253 140V139H252ZM257 140V139H256ZM6 141V142H7ZM35 141V140H34ZM37 141V140H36ZM130 141H132V140H130ZM129 141V142H130ZM144 141V140H143ZM147 141V140H146ZM148 141H149V138H148ZM196 141V143H197V145H198V143L200 142L201 143V141ZM254 141H255V139H254ZM6 142H4V143H6ZM31 142V143H30ZM55 142V141H54ZM56 142H58V143H64L63 145L65 146L66 144H65V141L63 140V142H59L58 140L56 141ZM55 142V143H56ZM67 142V141H66ZM69 142H68V144H69ZM75 142V141H74ZM128 142V143H129ZM141 142V141H140ZM140 142H138L139 143V146H138V148L139 149H137V151L136 152H139L138 150H142V148H145L144 150L146 151H149L150 149V147H152V145H150L149 146V148H147V146L145 147L144 146V144H145V141H144V143H143V145H141L140 146ZM164 142V143H165ZM239 142H241L240 144H239ZM253 142V141H252ZM251 142V143H252ZM257 142V141H256ZM255 142V143H256ZM259 142V143H260ZM55 143H54V146H56L55 145ZM137 142H135L134 143V145L136 144ZM12 144V147H14V146H16L15 144L13 145V143H11L10 142V144H9V141H8V145H7V143H6V145H7V147L9 146V148H12V147H10V145ZM21 145H22V143H20ZM20 144H18V146H21ZM38 144H40V143H38ZM37 144V145H38ZM67 144V145H68ZM75 144V143H74ZM142 144V143H141ZM167 144V143H166ZM262 144V143H261ZM59 145V144H58ZM66 145V152L68 151L67 150V147L70 145V146H72V141H71V144H69L68 146ZM76 145V144H75ZM78 145V144H77ZM195 145V144H194ZM197 145H195L196 147V149H197ZM200 145V144H199ZM201 145H203V144H201ZM255 144L254 143H252L251 144V146L252 147H254V149H255V151H256V146H258L257 145V143H256V145L254 146ZM260 145V144H259ZM18 146H16V151H18L17 149V147ZM23 146V147H22ZM21 147L22 148H24L25 147V145L23 144ZM30 146V145H29ZM29 146H28V148H29ZM32 146H30V150H32ZM39 146V145H38ZM62 146V145H61ZM161 146V145H160ZM264 146V145H263ZM262 146V147H263ZM41 147H43V146H41ZM78 147V146H77ZM166 147H168V148H166ZM200 147H202V146H200ZM1 148V147H0ZM14 148H12L13 150H14ZM21 148V149H22ZM26 148V147H25ZM28 148H26V149H28ZM39 148H40V146H39ZM55 148V147H54ZM57 148H59V146H57ZM72 148V150L71 151H75L77 148H76V146H74V148L75 149H73V147H68V149H69V151H70V149ZM147 148V149H146ZM161 148V147H160ZM195 148L193 147L192 148V151H194L195 150ZM209 148V149H210ZM242 149H243V147H241ZM259 148H261V146L259 147ZM8 149V148H7ZM12 149H8V152L10 151V150H12ZM21 149L19 148V150H20V152H21ZM35 149H36V147H35ZM159 149V148H158ZM194 149V150H193ZM208 149V148H207ZM206 149V150H207ZM258 149V148H257ZM262 149V148H261ZM24 150L25 149H23V153H25L24 152ZM29 149H28V151H26L27 153L26 154H22V155H24V157H23V159H25L26 157L25 156H27L28 155V153L30 154V152H32V151H30ZM40 150V149H39ZM60 150V149H59ZM58 150V151H59ZM141 150H140V152H141ZM160 150H162V149H160ZM175 150H174V154L176 155V152H175ZM201 150H200V152H201ZM211 150H210V152H211ZM216 150V151H215ZM244 150V149H243ZM248 151L250 150L249 149V147H248V149H247ZM263 150V149H262ZM2 151H4V150H2ZM7 151V150H6ZM15 151V150H14ZM15 151V152H16ZM54 151V150H53ZM57 151V152H58ZM65 151V150H64ZM69 151H68V154H69ZM73 151V152H74ZM135 151V150H134ZM146 151V152H147ZM151 151H152V153H153V148L151 149ZM155 151H157V150H155ZM250 151H252L253 153H255V151L252 149V150H250ZM249 151V152H250ZM259 151H260V149H259ZM259 151H258V154H256V156L257 155H259ZM1 152V151H0ZM11 152H13V151H11ZM11 152H9V153H11ZM14 152V153H15ZM57 152H55V154L57 153ZM63 152V151H62ZM62 152H60V154L58 153V155L59 156H62L63 154H62ZM72 152V153H73ZM145 152V153H146ZM211 152V153H212ZM245 152V154H247V151H244ZM257 152V151H256ZM2 153V152H1ZM7 153V152H6ZM22 153V152H21ZM64 153V152H63ZM128 153V152H127ZM135 153V152H134ZM141 153H143V152H141ZM149 153V152H148ZM156 153V152H155ZM154 153V154H155ZM173 153H171V155H173V157H174V154ZM224 153H227L226 155L224 154ZM238 153H240L241 154V152H238ZM12 154V153H11ZM16 154L17 155H21V154H19L18 152H16ZM32 155L34 154V153H31ZM62 154V155H61ZM67 154V155H68ZM74 154L76 155V152H74ZM104 154V153H103ZM106 154V153H105ZM105 154H104V156H105ZM131 154V153H130ZM139 154V153H138ZM207 154V160L205 159V155ZM214 154V153H213ZM251 154V153H250ZM261 154H264V151L262 152L261 151ZM2 155V154H1ZM4 155H5V152H4ZM7 155H8V153H7ZM7 155H5L6 157H7ZM12 155H14V154H12ZM12 155H9V156H11L12 157ZM17 155H14V158L16 159L17 158ZM35 155H37V154H35ZM74 155V156H75ZM80 155V154H79ZM107 155H108V153H107ZM134 155V154H133ZM133 155H132V157H133ZM152 155V154H151ZM159 155V154H158ZM189 155H190V153H189ZM252 155V154H251ZM251 155H248V157L249 156H251ZM18 156V157H19ZM30 156V155H29ZM69 156V155H68ZM70 156H71V152H70ZM85 156V155H84ZM104 156H103V158H104ZM109 156V155H108ZM108 156H105V158L107 157V158H109ZM134 156H136V155H134ZM140 156V155H139ZM139 156H137V157H139ZM142 156H143V154H142ZM153 156H155V155H153ZM214 156V155H213ZM231 157V158H234V161H235V165L233 164V165H231V161L233 160H231V158H230V162H228V163H230V164H226V162L224 161V159H225V157L227 158V157ZM242 156H244V153H243V155ZM247 156V155H246ZM254 156H255V154H254ZM254 156H251V157H254ZM255 156V157H256ZM20 157H22V156H20ZM63 157V156H62ZM82 157V156H81ZM86 157V156H85ZM85 157H84V159H85ZM130 157H131V155H130ZM141 157V156H140ZM171 158H173L172 156H170ZM170 157H168L169 159H170ZM176 158H177V155L175 156ZM185 159V158H190L189 160H188V162H184L183 161V158ZM198 157H200L202 160H203V162H202V160L200 161V162H198ZM228 157V158H229ZM254 157V158H255ZM14 158L12 157L11 159H13L14 160ZM30 158L31 157H27V160L26 161H28V163L30 162ZM80 158V157H79ZM78 158V159H79ZM83 158V157H82ZM81 158V159H82ZM209 158H211V157H209ZM244 158V157H243ZM246 158V157H245ZM4 159V158H3ZM17 159H19V158H17ZM78 159H76V160H78ZM89 159H90V157H89ZM131 159V158H130ZM168 159V160H169ZM248 159V158H247ZM250 159V158H249ZM248 159V160H249ZM252 160H253V158H251ZM258 159H259V157H258ZM260 159H261V156H260ZM264 158L262 157V159L261 160H263ZM12 160V161H13ZM32 160H34L33 158H32ZM80 160V159H79ZM79 160H78V162H79ZM91 160V159H90ZM107 160V159H106ZM153 160V159H152ZM173 161H174V159H172ZM172 160H170V161H172ZM180 160L178 159V161H179V163H180ZM206 160V161H205ZM226 160V159H225ZM242 161L241 162H243V159H241ZM246 159H244V161H245ZM251 160V162H257V161H252ZM255 160H256V158H255ZM15 161V160H14ZM82 161V160H81ZM81 161H80V163H81ZM85 161V160H84ZM108 161V160H107ZM162 161H164V160H162ZM173 161L171 162V163H173ZM176 161V160H175ZM185 161H187V160H185ZM226 161H229V160H226ZM8 162V161H7ZM34 162H35V160H34ZM33 162V163H34ZM83 162V161H82ZM89 162V161H88ZM128 162V161H127ZM155 162H157L156 160L154 161V163ZM164 162H166V160L164 161ZM163 162V163H164ZM236 162H237V164H236ZM246 162V161H245ZM263 162H264V160H263ZM262 162V163H263ZM16 163H21L20 165H23V167L24 166H27V163L25 164V162H24V164L22 163V161L20 160V162L18 161V162H16ZM33 163H32V161H31V164H30V166H32L33 165ZM92 163V162H91ZM146 163V162H145ZM151 163V162H150ZM150 163H148V165L150 164ZM169 163V162H168ZM182 163V164H183ZM191 163H193V165H191ZM259 163V162H258ZM8 164H9V162H8ZM83 164V163H82ZM88 164V163H87ZM174 164H176L175 162H174ZM174 164L173 165H171V166H174ZM177 164H178V162H177ZM182 164H180V165H182ZM219 164H221L220 166H218ZM225 164H226V166H225ZM247 164V163H246ZM264 164V163H263ZM29 165V164H28ZM34 165H37V163L36 164H34ZM84 165H86V163L84 164ZM148 165H147V167H148ZM179 165V164H178ZM178 165H175V166H178ZM179 165V166H180ZM230 165L233 167V166H235V168H232V167H230ZM254 166H256L255 165V163L253 164ZM262 165V164H261ZM9 166H12L13 167V165L11 164H9ZM17 166V169L20 167H18V164L16 165ZM88 166H90L91 168H93L92 167V164L91 165H89L88 164ZM96 166V165H95ZM150 166V165H149ZM165 166V164H163L162 165V163H161V166L159 167V169H161L160 170V173L158 172V168H157V171H154V172H156L157 173V175L158 174H160V176L159 177H157V176H154L155 178L157 177V178H159L160 180H161V182H162V178L164 177V173H162V172H165V168L166 167H164ZM166 166H168V164H167V162H166ZM174 166V167H175ZM178 166V167H179ZM251 166H252V164H251ZM253 166V167H254ZM259 166H260V164H259ZM264 166V165H263ZM262 166V167H263ZM151 167H153V165L151 166ZM161 167H164V169L163 168H161ZM170 167V166H169ZM177 167V168H178ZM181 167V166H180ZM242 167H245L246 169H247V167L246 166H242ZM82 168V167H81ZM171 168V167H170ZM170 168H168L167 167V170H169ZM176 168V167H175ZM238 168H239V170H238ZM244 168V169H245ZM258 168V167H257ZM256 168V169H257ZM260 169H261V167H259ZM11 169V168H10ZM12 169H14V168H12ZM17 169L15 168V170H16V172H17ZM94 169V168H93ZM171 169H174V168H171ZM187 169V170H188ZM253 169V168H252ZM95 170V169H94ZM93 170V171H94ZM156 170V169H155ZM162 170H164V171H162ZM166 170V171H167ZM175 170V169H174ZM255 170V169H254ZM262 170H264L263 168H262ZM261 170V171H262ZM81 171H84V169L82 168L81 169ZM99 171V170H98ZM101 171V170H100ZM99 171V172H100ZM172 171V170H171ZM176 171H177V169H176ZM202 171V172H201ZM257 171H260V170H256L255 172H257ZM15 172V174H17ZM19 172V171H18ZM74 172H77L76 170L74 171ZM78 172H80V171H78ZM77 172V173H78ZM85 172H88V170L86 171V169H85ZM91 172V171H90ZM95 172V171H94ZM153 172V173H154ZM170 171H167V173L166 174H168ZM173 172V171H172ZM20 173H21V171H20ZM76 173V174H77ZM92 173V172H91ZM90 173V174H91ZM150 173V172H149ZM153 173H150V174H152L153 175ZM155 173V174H156ZM181 173V172H180ZM223 173V172H222ZM221 173V174H222ZM257 173H259V172H257ZM264 172H262V174H263ZM75 174V175H76ZM96 174V173H95ZM94 174V175H95ZM146 174V173H145ZM161 174L163 175V177L161 176ZM178 174V173H177ZM224 174V173H223ZM222 174V175H223ZM239 174V173H238ZM47 175H49V174H47ZM97 175V174H96ZM99 175V174H98ZM189 176L190 175H193V174H188ZM235 175V174H234ZM257 175V174H256ZM76 176H78V178H79V173H78V175H76ZM83 176V175H82ZM169 177V175H166V177ZM178 176V175H177ZM188 176V177H189ZM219 176H220V174H219ZM258 176H260L259 174H258ZM84 177V176H83ZM160 177H162V178H160ZM166 177H164L165 179H166ZM262 177H264V175L263 176H261V178ZM77 178V177H76ZM101 178V177H100ZM163 178V179H164ZM83 179V178H82ZM81 179V180H82ZM159 179H158V182H159ZM194 179V178H193ZM197 179V180H198ZM223 179V178H222ZM236 179H237V181H238V179H240V178H238V175H237V177H236ZM259 179H260V177H259ZM263 179V178H262ZM78 180V179H77ZM80 179H79V181H81ZM96 180V179H95ZM157 180V179H156ZM167 180V179H166ZM165 180V181H166ZM172 181H173V178L171 179ZM175 184H176V177H175ZM194 180H196V179H194ZM264 180V179H263ZM263 180H262V182H263ZM84 181V180H83ZM99 182L101 181V185H102V180H98ZM164 181V180H163ZM164 181V182H165ZM200 181V182H201ZM224 181H225V179H224ZM226 181H229V180H227L226 179ZM225 181V182H226ZM259 182H261L260 180H258ZM98 182V183H99ZM160 182V183H161ZM164 182H162V183H164ZM180 182H181V180H180ZM230 182V181H229ZM76 183H78V184H76L75 186L72 184L70 187L72 188H70L72 191H73V189H75L74 191H73V193H71L70 194V189H69V200L70 201H72V199L73 198H78V194H83L82 192H85L83 189H85V188H88L87 186L85 187V188H81V184L83 183H81L80 184V182H76ZM155 183H157V181H155ZM177 183H178V180H177ZM221 183V182H220ZM222 183H224V182H222ZM86 184V183H85ZM89 184V183H88ZM127 184V183H126ZM148 184V183H147ZM215 184H217V183H215ZM214 184V185H215ZM258 184V183H257ZM261 183H259L258 184V186L260 185ZM24 185H27V184H24ZM40 185V184H39ZM38 185V187L37 188H39L40 186ZM53 186H54V184H52ZM128 185V184H127ZM167 185V184H166ZM172 185V184H171ZM218 185H219V183H218ZM223 185V184H222ZM262 185V184H261ZM44 186V185H43ZM83 186V185H82ZM85 186V185H84ZM162 186V185H161ZM168 186H170V184L168 185ZM175 187V185H172V187ZM217 186V185H216ZM257 186V185H256ZM257 186V187H258ZM27 187V186H26ZM33 187V186H32ZM50 187V186H49ZM62 187H64V186H62ZM66 187H69V185H67ZM65 187V188H66ZM74 187V188H73ZM90 187V186H89ZM124 187H126L127 188V186H124ZM164 187H165V185H164ZM218 187V186H217ZM260 187V186H259ZM55 188V187H54ZM59 189L61 188V186H59L58 187ZM64 188V189H65ZM169 188H171V186L169 187ZM209 188V187H208ZM254 189H255V186L253 187ZM261 188V187H260ZM32 189V188H31ZM46 189V188H45ZM44 189V190H45ZM57 189V188H56ZM165 189V188H164ZM167 189V188H166ZM172 189L173 188H171L170 189V191H172ZM35 189H34V187H33V191H34ZM40 190H42V189H40ZM43 190V192L45 193L46 191H44ZM53 190V189H52ZM52 190H51V187H50V191L52 192ZM87 190V189H86ZM89 190V189H88ZM218 190H219V188H218ZM257 190V189H256ZM17 191V190H16ZM27 190L25 189V192H26ZM30 192H31V190H29ZM28 191V194L30 193ZM36 191V190H35ZM34 191V192H35ZM49 191V192H50ZM158 191H160V190H158ZM168 191H169V189H168ZM37 192V191H36ZM63 192V191H62ZM65 192V191H64ZM167 192V190L165 191V193ZM219 192V191H218ZM223 191H221V196H222V194H223V196H225L226 194L223 192ZM66 193H68V190H66ZM76 193H78L77 195H75ZM86 193V192H85ZM165 193H163V194H165ZM170 193V192H169ZM169 193H166L165 195H169ZM175 193V192H174ZM38 194H39V192H38ZM41 194V193H40ZM58 194V193H57ZM65 194V193H64ZM60 194V195H62V197H61V199L63 198V197H65V196H67V194ZM147 194V193H146ZM171 194V193H170ZM220 194V193H219ZM225 194V195H224ZM250 193H248V194H246L247 196V198L246 199H248V195H249ZM256 194V193H255ZM257 194H258V192H257ZM26 195H27V193H26ZM31 195H36V193L34 194V193H32ZM42 195L44 196V194L42 193ZM45 195H47V194H45ZM53 195L55 196V194L53 193ZM64 195V196H63ZM74 197H73V196ZM84 195V194H83ZM148 195H150L149 193H148ZM216 195H217V193H216ZM259 195V194H258ZM258 195H255V196H258ZM41 196V195H40ZM53 196V197H54ZM57 196V195H56ZM55 196V197H56ZM73 198H72V197ZM145 196H147V195H145ZM152 196V195H151ZM155 196V195H154ZM171 196V195H170ZM169 196V197H170ZM213 196V195H212ZM219 196V195H218ZM222 196V197H223ZM226 196H228V195H226ZM254 197V195L252 194H250V197ZM28 197V195L26 196V198ZM29 197H32V196H29ZM36 197H37V195H36ZM47 197L51 200V203L57 208V210L58 211H60L61 212V218H62V221H63V219L65 218V216H66V212H65V209H63L64 207H61V205L59 204V203H57L56 202V200L54 199V198H51V196H50V194H48L47 195ZM70 197H71V199H70ZM216 197V196H215ZM250 197H249V199H250ZM24 199H25V197H23ZM32 198H35V197H32ZM41 198H43L42 196H41ZM84 198V197H83ZM30 200H31V198H29ZM36 199V198H35ZM34 199V201H36ZM39 199V204H40V198H38ZM46 199V198H45ZM44 199V200H45ZM57 199V198H56ZM152 199H153V197H152ZM28 200V199H27ZM59 200V199H58ZM63 200H64V198H63ZM74 200V199H73ZM181 200V199H180ZM183 200V199H182ZM237 199H235V201H236ZM26 201V200H25ZM24 200H23V202H21V204L23 203V204H25L24 202H25ZM65 201H66V199H65ZM70 201H66V202H68V204H69V202ZM262 201H264V200H262ZM26 202H28V201H26ZM33 202V201H32ZM31 202V203H32ZM38 201H36V203H37ZM48 203V199H47V201H45V203ZM65 202V203H66ZM161 202V201H160ZM183 202V201H182ZM30 203V204H31ZM45 203H44V205H45ZM51 203H50V205H51ZM61 203L63 204V205H65L63 202H62V200H61ZM74 203H76V201L74 202ZM74 203H72V204H74ZM159 203V202H158ZM181 203V202H180ZM180 203H178V206L180 205ZM235 203V202H234ZM238 203V201H236V204ZM264 202H262V204L261 205H264L263 204ZM22 204V205H23ZM30 204H25V205H28L27 207H29L30 206ZM33 204V203H32ZM38 204V205H39ZM42 204V206H38L39 208L40 207H43L44 205H43V202L41 203ZM49 204V203H48ZM71 204V203H70ZM66 205V206H69V209H70V207H71V210L73 209V206L76 208L77 206H75V205ZM156 204V202L154 203V205ZM161 204V203H160ZM160 204H158L159 206H160ZM176 204V203H175ZM21 205V206H22ZM34 205H35V202H34ZM37 205V204H36ZM36 205L34 206V207H36ZM49 205V206H50ZM144 205V204H143ZM154 205H153V207H154ZM157 205V206H158ZM177 205V204H176ZM33 206V205H32ZM48 206V205H47ZM48 206V207H49ZM65 206V207H66ZM181 206H183L182 204L179 206V207H181ZM260 206V205H259ZM24 207V206H23ZM46 207V206H45ZM48 207H47V209H48ZM155 207H156V205H155ZM161 207V206H160ZM159 207V208H160ZM203 207V206H202ZM24 208H26V207H24ZM38 208V209H39ZM68 208V207H67ZM73 209V210H75L76 211V209ZM86 208V207H85ZM88 208V207H87ZM148 208V207H147ZM157 208V207H156ZM156 208H154V212H155V209ZM159 208H158V210H159ZM176 208H178L177 206H176ZM182 208V207H181ZM181 208H180V210H179V212L181 211ZM185 208V207H184ZM184 208H182V209H184ZM187 208V207H186ZM210 208V207H209ZM235 208V207H234ZM22 209V208H21ZM29 209V208H28ZM27 208L26 209H23V211L24 210H26V211H30V210H32V208L31 209H29L28 210ZM42 209V208H41ZM194 209V208H193ZM212 209V208H211ZM218 209V208H217ZM73 210L71 211V212H73ZM85 210V209H84ZM148 210V209H147ZM20 212H22L21 210H19ZM75 211H74V213H75ZM87 211H88V209L86 210V214H87ZM184 211V210H183ZM183 211H181V212H183ZM197 211V210H196ZM206 211V210H205ZM209 212H211V211H213V209L210 211V210H208ZM207 211V212H208ZM252 211H253V209H252ZM258 211H261V219H260V216H259V218L258 219H260V220H262L261 222H262V224H261V222L259 223V222H257L258 221V219L257 218H255L254 220H255V222H256V224H255V222L253 221V219H248L249 220V223H248V221H247V223L246 224H248V225H250L252 222H254V224L252 225V226H254V228H255V230H251V231H254L253 233H256V234H258L257 235V237L256 238H258V239H261V240H258V242L260 241L261 243L263 242V236H264V233H262V229H263V227H264V206H260V209H258ZM47 212V211H46ZM67 212H68V210H67ZM69 212H70V210H69ZM89 212V211H88ZM156 212H158L157 210H156ZM171 212V211H170ZM180 212V213H181ZM190 212H191V210H190ZM189 212V213H190ZM193 213H195V215H194V217L193 218H191V220H193L194 222V224H192V222H191V227H190V225L189 226H187L188 228L186 229L187 231L189 230L190 232H189V234L187 233V231L186 230H184L185 228L184 227H180L179 226V228L182 230H184L183 232H181L180 234L178 233V235H176V234H174V236L172 235L171 236V238H170V236H169V238H166L165 240L167 241V244H165V246L167 245V247H165V246H163V247H165V248H167V250H166V252L164 253V252H162L163 254V259H164V262H165V264H166V261H168L169 262V264H217L216 262H218V260H214V259H216L215 258V256H213V257H211V256H209V254H210V248L212 247V245H215V243H220V241L218 240L219 238H221V233H224L223 235H225V232H223L224 230L226 231V229H227V227H231V225L230 226H226V227H224V228H226V229H224V228H222V227H220V230L222 231L221 233H220V231L219 230H215V229H217V226L219 225L218 223L217 224H214V225H216V227H212V226H210L211 224H213L212 222H214V221H212V220H215L216 218H217V216H216V218L214 219V218H211L212 220V222H210V227H209V230H212L213 232L211 233H209V234H206V235H203L202 237H203V239L200 237V229H198V228H196V226H197V224L198 223H201V221L200 222H198L197 223V221H199V217H200V215L198 216L197 214H196V212H195V210L194 211H192ZM191 212V213H192ZM204 212V211H203ZM208 212V213H209ZM218 212V211H217ZM26 213V212H25ZM25 213H23L22 214V216L25 214ZM144 213H146V211L144 212ZM160 213V212H159ZM183 213H185V215L187 214V212H183ZM214 213V212H213ZM213 213L211 212V213H209V214H207V215H210L209 216V218L213 215ZM26 214H28V213H26ZM71 214H73V213H71ZM89 214V213H88ZM98 214H100V213H98ZM150 214V213H149ZM148 214V215H149ZM161 214V213H160ZM179 214V213H178ZM212 214V215H211ZM216 214V213H215ZM215 214L213 215V216H215ZM260 214V213H259ZM68 215V214H67ZM69 215H70V213H69ZM101 215V214H100ZM103 215V214H102ZM101 215V219H104V220H102L103 222H105V223H107V219L108 218H106V217H104L103 218V216ZM147 215V216H148ZM184 214H181L180 216L182 217ZM184 215V216H185ZM206 215V216H207ZM144 216H145V214H144ZM147 216H146V218H147ZM151 216H158V214L156 213V215L155 214H152ZM166 216H168V215H166ZM170 216H171V214H170ZM187 216V215H186ZM202 216V215H201ZM242 216V215H241ZM86 217V216H85ZM84 217V218H85ZM100 217V216H99ZM149 217V216H148ZM161 217V216H160ZM179 217V216H178ZM181 217H179V218H181ZM192 217V216H191ZM23 218V217H22ZM26 218V217H25ZM67 218V217H66ZM96 218H98V216L96 217ZM157 217H155V219H156ZM168 218V217H167ZM178 218V219H179ZM183 218V217H182ZM181 218V219H182ZM185 218V217H184ZM29 219V218H28ZM25 219V220H27L28 221V223H27V221H25V223H27V224H29V221L31 220V219ZM149 219H151V220H149V223H151L152 225H154V224H156L157 226H163V228L164 227H166L167 226V223H165V221H163V220H161V223L163 222V223H165V224H161L160 222H159V225H158V222L155 220V219H153V217L151 218V217H149ZM153 219V220H152ZM160 218H159V216H158V220H159ZM177 219V220H178ZM188 219H190L189 218V216H188ZM201 219H202V217H201ZM68 220V219H67ZM74 220H76V219H74ZM73 220V221H74ZM96 220V219H95ZM133 220V219H132ZM176 220V219H175ZM187 220V219H186ZM203 220V219H202ZM219 220V219H218ZM73 221H70L71 223L73 222ZM82 221H84V219L82 218ZM82 221H81V223H82ZM151 221V222H150ZM172 221V220H171ZM181 221H183V220H181ZM189 221V220H188ZM220 221L221 220H219V221H216V222H219L220 223ZM251 221V222H250ZM33 222H35V221H33ZM61 222V221H60ZM69 222V221H68ZM69 222V223H70ZM148 222V221H147ZM157 222V223H156ZM168 222V221H167ZM215 222V223H216ZM101 223V222H100ZM108 223H110V222H108ZM149 223H147V224H149ZM187 223H189V222H187ZM224 223V222H223ZM30 224H32V222L30 223ZM27 225V226H31V225ZM68 224V223H67ZM161 224V225H160ZM169 224H171V223H169ZM246 224H245V226H246ZM33 225H34V223L32 224V226H31V228L33 227ZM94 225V224H93ZM98 224H96V226H97ZM102 225H103V223H102ZM156 225H155V227H156ZM165 225V226H164ZM173 225V224H172ZM171 225V227H174V229L176 228L174 225L172 226ZM178 225H179V223H178ZM224 225V224H223ZM226 225V224H225ZM247 225V226H248ZM112 226V228L113 227H115L114 226V223H112V225H109L108 227H111ZM252 226L250 225V227L252 228ZM104 227V226H103ZM102 227V228H103ZM190 227V228H189ZM195 227V228H194ZM92 228V227H91ZM94 228V227H93ZM101 228V229H102ZM158 228V227H157ZM160 228V227H159ZM168 228V227H167ZM178 228V227H177ZM176 228V229H177ZM178 228V231L180 230ZM215 228V229H214ZM236 228L237 227H233V229H235L236 230ZM246 228V227H245ZM153 229V228H152ZM156 228H154V230H155ZM165 229V228H164ZM170 229V228H169ZM169 229H167V230H169ZM175 229V230H176ZM224 229V230H223ZM233 229H231V230H233ZM242 229V228H241ZM253 229V228H252ZM95 230V229H94ZM166 230V231H167ZM170 230H173V229H170ZM208 230V231H209ZM215 230V231H214ZM229 230V229H228ZM237 230H238V228H237ZM243 230H244V232L246 233V229H242V232L241 233H243ZM68 231V230H67ZM70 231V230H69ZM68 231V232H69ZM152 231V230H151ZM158 231V230H157ZM166 231H165V233H166ZM177 231V230H176ZM186 231V232H185ZM250 231V230H249ZM71 232V231H70ZM100 232H102L103 233V230L102 231H100ZM160 232V231H159ZM158 232V233H159ZM162 232V231H161ZM168 232V231H167ZM172 232H174V230L172 231ZM171 232V233H172ZM247 232H248V230H247ZM97 233H99L98 231L96 232V234ZM162 233H164V232H162ZM165 233H164V235H165ZM183 233H187V235L186 234H183ZM220 233V234H219ZM249 233H251V232H249ZM95 233L93 234V235H96ZM151 234H152V232H151ZM248 234V233H247ZM35 235V234H34ZM100 235H101V233H100ZM136 235V234H135ZM138 235V234H137ZM155 235V234H154ZM153 235V236H154ZM168 235H170V231H169V233L167 234V235H165V237L166 236H168ZM176 235V236H175ZM219 235H220V237H219ZM241 235H243V234H241ZM106 236V235H105ZM117 236H119V235H117ZM117 236H116V239H118L117 238ZM205 236H207L206 238H205ZM115 237V236H114ZM136 237V236H135ZM138 237H140V236H138ZM223 237V236H222ZM115 239V240H116ZM137 238H135V240H136ZM39 240V239H38ZM121 239H119V240H116V241H118L117 243H119V241H120ZM134 240V241H135ZM138 240V239H137ZM141 240V239H140ZM219 242H218V241ZM221 240V239H220ZM60 241H62V240H60ZM123 241V240H122ZM133 241V243L135 244V242ZM45 242H47V241H45ZM165 242V241H164ZM196 242V243H195ZM213 244H212V243ZM256 242H257V240H256ZM259 242V244H261ZM25 244H23V245H21V246H19V247H22V252H20V251H18V252H20L21 254H19L20 256L19 257H22L21 258V260H18V262H17V264H47V263H49V261L47 262V260H51V258H52V256L55 254V251L53 250V249H55V247L54 248H52V246H50L51 248H52V250L54 251V254H53V252H52V250H49L48 252L50 253V252H52V255H51V253H50V255H51V258L49 257V254H48V252L45 250V249H42V248H38L37 247V245H35L34 244V242H32V240L31 239H29V240H27V242L25 241L24 242ZM36 243V242H35ZM48 243V242H47ZM58 243V242H57ZM56 243V244H57ZM120 243H121V241H120ZM137 243V242H136ZM210 243L212 244V245H210ZM245 243V242H244ZM244 243H242V244H244ZM44 244V243H43ZM55 244V246H56V248H58L57 247V245ZM67 244V243H66ZM104 244V243H103ZM102 244V245H103ZM237 244H240V243H237ZM264 244V243H263ZM39 245V244H38ZM62 245H63V243H62ZM136 245V244H135ZM138 245V244H137ZM137 245L135 246L136 248H138V247H141V246H139L138 245V247H137ZM235 245V244H234ZM234 245H233V247H230V246H232V245H230L229 246V248H231V249H233L234 248ZM246 245V244H245ZM241 246L242 248L243 247H246V246ZM248 245V244H247ZM48 246V245H47ZM65 246V245H64ZM68 246V245H67ZM105 246V245H104ZM209 246H211V247H209ZM236 246V245H235ZM66 247V246H65ZM106 247V246H105ZM153 247V246H152ZM248 247V246H247ZM51 248H49V249H51ZM151 248V247H150ZM150 248H149V251H150ZM161 248H162V246H161ZM161 248H160V250H161ZM208 248V249H207ZM226 248V247H225ZM235 248H237V246L235 247ZM239 249H240V247H238ZM236 249V250H239V249ZM59 249H60V247H59ZM59 249H57L58 251H59ZM158 249V247L156 248V250ZM61 250V249H60ZM105 250V249H104ZM102 251V252H106V250L105 251ZM154 251L155 249L153 248V249H151V251ZM160 250H158V251H160ZM233 250H235V249H233ZM245 250H247V248L245 249ZM245 250H242L241 249V251H245ZM137 251H139V252H141L140 251V249L138 248L137 249ZM148 251V250H147ZM149 251H148V253H145V255L146 254H149ZM227 251H230V250H227ZM62 252V251H61ZM102 252H100V253H102ZM143 252V251H142ZM57 253V252H56ZM63 253V252H62ZM62 253H60V251H59V254H62ZM99 253V254H100ZM108 253H109V251H108ZM228 253V255H226V257H225V259H227V260H229V264H234L235 263V261H237L238 263H240L239 261L240 260H238V258L236 257V256H233V251H230V252H227ZM235 253V252H234ZM58 254V255H59ZM65 253H63L62 255H64ZM110 254V253H109ZM144 254V253H143ZM142 254V255H143ZM102 255V256H101ZM101 255H99V258H100V256H101V258L100 259H98V258H95V259H93V260H95V261H97V263H95V262H93V260L91 259V260H89V263L91 264L92 262V264H106V262H105V258L106 259H108L109 258V256L107 255V253H105V254H101ZM111 255V254H110ZM141 255V253H140V255L138 254V256L137 257H139V258H142V257H140V256H142ZM145 255H143L144 256V258L146 257ZM54 256H56V255H54ZM53 256V257H54ZM60 256V255H59ZM65 256V255H64ZM108 256V257H107ZM245 256V255H244ZM63 257V256H62ZM111 257V256H110ZM151 257H152V255H151ZM55 258V257H54ZM120 258V257H119ZM119 258H117V260L119 259ZM147 258V257H146ZM212 258H214L213 260H212ZM96 259H98V260H100V261H98V260H96ZM149 259V261H150V259L151 258H148ZM147 259V260H148ZM237 259V260H236ZM247 259V258H246ZM246 259H243V260H246ZM254 259V258H253ZM252 259V260H253ZM53 260V259H52ZM60 260V262H61V259H59ZM135 260H136V257H135ZM152 260V263L153 264H155L154 263V261L155 260H153V259H151ZM198 260H201V262L200 261H198ZM212 260V261H211ZM243 260H242V262L241 263H243ZM55 261H57V257L55 258ZM90 261H92V262H90ZM107 261V260H106ZM109 261H110V259H109ZM109 261L107 262V264H109ZM111 261H112V259H111ZM119 262H120V260H118ZM137 261V260H136ZM134 262V264L136 263L137 264V262ZM139 261H140V259H139ZM141 261H143V260H141ZM249 262H250V259L248 260ZM248 261H245L246 263L245 264H247V262ZM257 260H255V262H256ZM58 262V261H57ZM156 262V261H155ZM163 262V263H164ZM254 262V261H253ZM252 261H251V263L250 264H254ZM16 263V262H15ZM52 263V262H51ZM112 263V262H111ZM110 263V264H111ZM143 263L145 264V261H143ZM240 263V264H241ZM50 264V263H49ZM56 264H58V263H56ZM118 264V263H117ZM148 264V263H147ZM150 264V263H149ZM168 264V263H167ZM223 264V263H222ZM226 264V263H225Z\"/></svg>", "mask_w": 264, "mask_h": 264}]
</instances>
